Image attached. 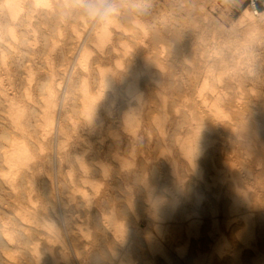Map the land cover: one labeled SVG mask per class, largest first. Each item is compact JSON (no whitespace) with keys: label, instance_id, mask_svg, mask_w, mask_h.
<instances>
[{"label":"rangeland","instance_id":"obj_1","mask_svg":"<svg viewBox=\"0 0 264 264\" xmlns=\"http://www.w3.org/2000/svg\"><path fill=\"white\" fill-rule=\"evenodd\" d=\"M21 1H23L24 7L26 6V8L27 7L28 8H27V10H26V8L24 10L23 4H22V7H23L22 11L24 10L25 14H24V12L21 13L19 11L20 13L18 12L15 17L18 20L19 19L24 20V22H26V23L24 24L22 22V26H21L22 29H21V27H18L21 30L20 29L18 30V28L15 25L14 26L16 28L13 25H10L12 27H8L7 28L8 30L6 29V31L4 30L2 33H0L1 36H2L1 38H3L2 42L5 44V45L1 44L2 46H0L1 49H2V50H0V51H2L1 52L2 55L0 54V60L2 58H4L5 60L7 59L6 63L9 62V64L5 63L6 66L1 65L3 68H5L4 70H3L2 67H0V74H1L0 79H2V82L0 81L1 82L0 83V87L3 88V90H1L2 92L5 89L4 92H7L6 94H8L9 98L12 97L11 99H12V102H13L14 106H18V104H19L20 108L25 107L26 114H28V113L30 114V111L28 110V108H31V109L34 108L35 111L37 110L36 112H34L33 117L31 116L32 114H30L29 122H31L32 125H31V123H28L27 129H26V125H25L26 123L23 122L24 119H20L19 121L21 123L23 122L20 126H22L23 128L17 126L19 128V130H18L17 127H14L15 130L13 129L11 134H12V137L14 136L13 140L15 138V140L13 141L14 145L15 144H19V143L22 144L23 141H24V143L26 145H27V143H30V144L27 145V147H29V145H31V144L33 145V146L29 147L30 153H32L33 151L36 152V153H32L31 154V155L35 154V156H33L31 161L29 159L28 162L31 163L32 160L34 161V159H35V161L37 163V162H39L41 160V165L40 166H42L41 167V172L42 171L43 172L42 173L40 172L41 174L39 173L40 174L39 178H42V179L44 178V179L43 180L39 179V178H38L39 180L37 179V182L35 184L36 190L33 192L32 197H31L30 200L28 199L27 194H24L23 192H20L21 190L19 192L17 191L19 193V195H18V193L14 192V194H15V197H14L13 193H9L7 191H2L0 189V200H3V201H0V208H1L0 209V222H6L7 223V228H6L7 232L5 231L4 233H10V234H12L11 236L14 235L13 238L14 237L16 238V235L19 234V232H16V231L20 230V227L18 225V219L20 218V215L22 216V214H24V213L27 214L28 210L33 208L34 206L37 207V208H40V213H41L40 215L42 216V219L43 218L45 219V221L43 219V221H44V223H43V221L41 219V221H42L41 222V226L38 229L39 233L36 235V237H38V240L36 241V250H37V252L33 251L32 249H30L33 252L31 251V253H29V250L27 248L24 249L23 246L20 243L18 244L16 242V239H13L14 241H9L8 243H5L6 245L3 244L1 246L3 248V249L1 248L3 256L5 255L4 259H3L4 260L3 261L4 264H18L19 262H21L19 264H28V263L29 264H33L32 260H33V262L35 264H38V263L39 264H48L49 262H51L49 264H71V263L72 264H86V263L87 264H109L111 262V260H112L111 264H145L148 260L151 259V257H150L151 255L155 256L157 259L161 260V255L158 254L157 250H154V249H157L156 247L154 248V245L156 246L155 242H157V241H158L157 243H159V242L161 243L162 248L166 252L168 251L167 252L168 254L169 253L170 254L173 253L171 255H172V259H173L174 262H181L182 261V262H185L186 264H195L194 263V259L198 255H203V259L206 262H208L209 264H214L215 253L214 252L210 253L209 250L212 248V246L214 244L213 242H215L216 240H219L218 230H216V226L220 227L221 231L224 233V236L228 240H230L231 243L240 244V240L236 236V233L240 232L242 229H244V226H243L244 225V219L242 220L241 213L242 214L246 213L244 211V210H246V208H244V206H246V204L237 203V205H236L237 208H235L234 211H231V212H230V209H229L230 208L229 206H231V205H229V204H231L233 202V199L235 200V198H237V195L240 192H244L245 194H247V193L250 194V195H248V197H249L250 200H252L253 197L251 196V193H252L253 190L251 191L250 189H253V186L256 184L255 181H254V178H255V176H259L260 179L262 178V172H261V170L258 167V163L255 161L256 159H253V158L256 157L255 156L256 153L254 154L255 151L253 149H252V151L250 150V152L246 149L247 145L245 143H246L247 138L243 137L244 136L243 133L242 134L240 133V135H239V132H241V128L240 127H241L242 123L239 120H237L235 115H234V112H237V113H240V114H242V112H243V116L245 117L244 121L248 122V121H251L252 119L259 118L260 117L259 115L264 114V22H263L264 18H260L257 13H254L252 11L251 6L249 5V0H130V1L128 0L129 2L127 0H119V1H116V0H97V1L96 0H90L92 3H94V2L98 3L97 5H102V2H103V4L110 3L114 7V9H116V11H114L112 13L113 16H115V19H114V17H112L113 20H112V18L110 19L111 15H112L111 14V15H109L110 16L109 19L107 17V19H106L107 21L105 19L101 20L98 16L90 17V16L86 15L84 9H85V6L87 4L91 3V2H88L89 0H80V1L76 0L79 3V7L81 9L79 7H78V9L76 7H70L71 11H70V9L68 7L67 8L63 7L64 9L66 8L67 11H65L64 9L63 10L60 9V8H62V6L59 7L57 5V7H56V1H58V0H44L43 2H40L41 5L39 3H37L36 5H33V4L30 5L28 0H21ZM25 1H27V4H26ZM54 1H55V4H54ZM49 2H50V5H48ZM119 2H122V3L125 2V4H127V2H128L129 4H127V5H124V4H121V3L120 4L122 6L124 5L125 7L128 6V5L129 6L127 7V9L125 7H123V9H122V8H120L121 5L119 4ZM151 3H153V4H151ZM38 4L41 7H39ZM118 4H119V6H117ZM130 5H132L134 8L130 7ZM29 6L32 7V11H33L32 13L30 12L31 15H30V13H28V15L26 14L27 12L31 11V9H30L31 7H29ZM53 6H55V7H53ZM262 6H263L262 10H264V2H263ZM34 7L36 9H37V7H39L38 8L39 10L38 9H37V11L34 10ZM41 8H48V9H50L52 11V13L56 12L58 14V12H59V14H58V16H57V14H53L54 15L53 16V15H50L51 12L47 13V12L43 11L47 15H49V16H47L40 10ZM52 8L53 9L55 8L54 9L55 11H53ZM157 8H160V9H157ZM163 9H165V11ZM171 9H172V11L170 12ZM177 9H180V10H177ZM244 9H246L247 12L253 14L252 15L254 17L253 24L255 23V26H257V27H255V29L254 28H248L246 24L240 23V21H238V17L242 14ZM81 10H83V11H81ZM184 10L187 11V12H185ZM35 11L39 12V13H36ZM124 11L125 12L127 11L128 13H130L129 17H131L130 18L131 20H132V16L133 15L134 16H136V15L138 16L139 15L140 16V17L138 16L139 17L138 18L139 19V23L138 22H133L132 28H130L131 25H130V27H127L126 24H128L127 23L128 21L124 22L125 21L124 20V17H125L124 15L127 16L128 13L127 12L125 13ZM136 11H138L140 14H137ZM146 11H147V13H146ZM40 12H42L44 15L42 13H40ZM161 12H163L165 15L163 13L161 14ZM258 12H259V10H258ZM121 13L123 15H121ZM132 13H133V15H132ZM32 14H33V16H32ZM34 14H35V16H34ZM38 14L39 15L41 14L40 16H42V15L43 16L40 17ZM83 14L85 16H82ZM20 15L24 16V17H22L23 19L20 17ZM67 15L70 18H67ZM29 16H31V18ZM50 16H52V17H50ZM122 16H123V18H121ZM151 16L153 18L155 17V19H153ZM163 16H164V18H163ZM173 16H175L177 19L179 17H181L179 19L182 20V21L178 20V22H177V19H175L176 20L175 22H177V25L180 26L181 30L184 31V33H182V31H181V34H180L181 37H184V38H188L187 37L188 33L185 32L187 30V28L191 27V25L193 26V24L190 25V23H192L191 21L192 20L195 21L194 23L198 22V23H196L194 25V27L198 31L197 34L200 35V36L202 35L201 36L202 39L199 40L200 42H198V39H196L197 42L194 41L191 44H189L190 46L189 45L188 46L191 47V48L195 47L197 49L196 57L198 55L201 56V59H200L201 64L205 65L206 63H209V65L213 66L214 70L217 69L216 70L217 72L214 71L216 75L220 71H223L222 74H221L222 79H224L223 82H222V84L224 86L223 91L224 92L228 91L226 93V97L228 99L226 98L224 100V102H223V108H224V111H225L224 115H222V116L220 115V118H219V116L218 117L214 116L215 118H210L207 114H205V117L208 116L207 117L208 119L204 118L205 119L204 120L205 121V123H204L205 125L202 126L200 131H201L202 137H204L203 139L205 141H207V139H208V141H211V140L212 141L211 142L207 141L206 142L207 144L204 145L203 148H202L203 149L202 153L199 154V155L194 156V158H195L194 160H196L197 163L199 162L197 164V167L192 165L193 163L190 160L188 162V158L186 157L185 149L181 148L182 146L185 147L184 146V142H189L192 139V137H194V135L192 134V132L190 133L191 129L188 128L189 125H187V124H185L183 122L184 119H182V120L178 119V118H180V119L182 118V116L180 117V114L182 115L181 112H182L183 109H185V107H184V105L182 103L183 101H181L182 99L180 100V98H179V97H182L181 96L180 86H179L180 85L179 81L181 80V77L183 75L189 74V72L188 73L186 72L185 68H187L188 65L186 66V64H189L190 59H188V58H184L183 59V58L179 57V54L175 53L176 50H174L175 51L174 52L173 49H172L173 47H171L170 45L169 46H164V47H157L156 49L159 50L160 53L158 51L156 53V50H154V49L145 50V51L142 50L141 52L137 51V50H134L135 49L134 48L135 42L139 41L142 38L141 33L143 32V30H142L143 29L142 28L143 24H145V27H147V29L146 28L145 29L148 32H151L150 30H152V29H156L157 31H161L162 30V26L165 23V21H166V24H167L168 23L167 21L170 20L171 17H172V19L175 18ZM191 16L194 17V18L196 17L195 18L196 20L194 18L191 20V18H192ZM56 17H58V18H56ZM60 17L63 18V20H61ZM89 17L91 19H89ZM182 17H184L185 19H183ZM198 17H201V18H198ZM25 18L27 20H25ZM120 18H121V20H119ZM134 18H136V17H134ZM202 18H203V20H202ZM256 18H257V20H256ZM28 19H30V21ZM80 19H81V21H80ZM98 19H100V20L98 21ZM64 20L66 21V23H65ZM88 20H89V22H88ZM109 20H110V22H109ZM115 20H117V21L115 22ZM162 20H165V21H163L164 22L163 24H162ZM51 21H52V23L53 22L55 23V26H56L57 30H55V26H54V24L51 23ZM60 21H63V22L61 23ZM86 21L88 22V24H87ZM101 21H103V23H101ZM104 21H105V23L108 22V24L106 23L107 24L106 25L104 23ZM111 22H113V25H112ZM114 22H115L116 25H117V22H119V24L116 27H114L115 26ZM120 22H121V24H123V26L120 24ZM140 22H141L142 25H140ZM183 22H185V23H183ZM48 23H50V24H48ZM70 24H72V26H73V28L75 30H73V28H71L72 26H70ZM135 24L136 25L139 24L141 27L138 28L139 25L136 27ZM166 24H165V26H166ZM24 25H26V27ZM104 25H106V26H104ZM109 25L110 26L112 25V27H114V28H111ZM167 25H169V23ZM118 26H120L122 28H120ZM124 26H125V28H124ZM128 26H129V24H128ZM158 26L160 27V29H159ZM183 26H184V28H183ZM149 27H150V29H149ZM11 28H13L14 32L12 31ZM59 28H60V30H59ZM103 28H104V30H103ZM51 29L53 30L54 33L51 31ZM81 29H83L84 31L83 30L81 31ZM109 29H111V30H109ZM120 29H123L124 32L121 31ZM9 30H11V32H13L15 34V35L13 34L15 39H14V37H12L13 35L10 37L11 33L8 32ZM108 30L110 32H112V33H110ZM140 30H142V31H140ZM250 30H251L252 33L250 32ZM21 31H22L23 35L20 33ZM55 31H57L59 33L55 32ZM71 31H73V32H71ZM101 31L102 32L104 31L103 34H105V32H106V34H105L106 36L108 35L106 40H104L106 36H102V32ZM115 31H117V32H115ZM152 31H154V30H152ZM32 32H33V35L31 34ZM47 32H50V35H48L49 33H47ZM69 32H70V34H69ZM120 32L123 33L121 36H119L120 34H118ZM7 33H9V34H7ZM185 33H186V36H184ZM132 34H133L134 37L132 36ZM136 34H138V36ZM24 35H26V36L24 37ZM67 35L70 36V37H68ZM81 35H82V37H81ZM117 35L119 37H117ZM32 36H34V37H32ZM51 36L53 38H51ZM76 36H77L78 40L77 39L74 40V38ZM78 36H79V38H78ZM110 36L112 38L114 36V38H113L114 40L111 39ZM130 36L133 37V38H131ZM63 37H65V38H63ZM115 37H117V38H115ZM176 37L178 38V41H177V38L174 37V39H173L170 36L171 40H173V41L176 40V42H174V44H176L177 42L180 43L184 39V38H180V36H177V35H176ZM66 38H67L68 41L66 40ZM68 38L69 39L72 38L74 43L76 42L75 44H77V50H76V52L74 54L70 53V46L73 45V44H70L72 39L69 40ZM11 39L14 40V41H12ZM26 39H28V40H26ZM29 39L30 40L32 39V40L30 41ZM80 39H81V41L79 42ZM131 39H132V41H131ZM135 39H137V40L135 41ZM51 40H53V41L50 42ZM99 40H101V43H102V41H104L105 43L103 42V44H101ZM120 40H122V41H120ZM20 41H22L21 44H20ZM36 41H38V42H36ZM73 41L71 43H73ZM86 41H87L88 45H85ZM94 41H97L98 43L94 42ZM17 43H18L19 46L17 45ZM197 43H198V46L196 47L195 45ZM199 43H201V44H199ZM193 44H194V46H193ZM224 44H225V46H224ZM22 45H24V46H22ZM25 45L26 46L28 45V46L26 47ZM83 45H85V46H83ZM120 45H122V46H120ZM128 45H129V47H127ZM201 45H202V47H201ZM218 45H220V46H218ZM63 47L66 49L65 51H67V53L63 50L64 49ZM67 47H69V48L67 49ZM125 47H127V48H125ZM168 47L169 48L171 47L170 51L172 53L174 52L177 57L175 55H171L172 53L169 52V48ZM56 48H57V50H56ZM58 48H59V50H58ZM85 48H87V49H85ZM166 48H168L167 49L168 51L166 50ZM9 49H12V50H9ZM39 49H41V50H39ZM83 49H84V51H83ZM111 49H114V50H111ZM128 49H130V50H128ZM174 49H177L176 46L174 47ZM103 50L104 51L106 50L105 51V53L107 52V54H105L106 56L104 55V53H103L104 51ZM110 50H111V52H110ZM123 50H125V51H123ZM55 51H58L57 52L58 54ZM59 51H62L63 53L59 55V53H61ZM152 51H154V52H152ZM95 52H97V53H95ZM132 52L133 53L135 52L134 53L135 55H133ZM165 52L167 54L169 52L170 55L169 54L167 55ZM199 52H200V54H199ZM214 52H216V53H214ZM64 53L66 54V56H68V58L65 56ZM82 53H83V56L79 55V54H82ZM86 53L89 54L90 56L87 55ZM141 53H143V54H141ZM151 53H152V55H151ZM164 53L166 54V56H165ZM69 54H71V55H69ZM123 54H124V56H123ZM139 54H141V55H139ZM209 54H210V56H209ZM62 55L66 59L64 57L62 59ZM120 55H121V57H120ZM143 55L146 56V57L142 58L141 56H143ZM31 56H33V57H31ZM42 56L45 57V58L47 56V58L45 59ZM50 56H52V57L50 58ZM79 56L81 58H79ZM98 56H99V58H98ZM122 56H123V58H122ZM133 56H137L138 59L136 57L134 58ZM147 56L149 58H152V59L147 58ZM155 56L157 57V60H155L156 59ZM163 56H165V58H167V60H165ZM171 56H174V57H172L171 60H170L169 57H171ZM88 57H90L91 59L88 58ZM101 58H104V59H101ZM120 58H121V60H120ZM140 58H142V59H140ZM173 58L176 61H174ZM178 58H181V63L178 62V61H180V59L178 60ZM26 59H27V61H26ZM64 59L66 61H64ZM113 59L116 62H114ZM163 59H164V61H163ZM186 59H187V63H186ZM206 59L208 61L205 62V64H204V61H206ZM221 59L223 60V62H220ZM45 60L48 61V62L50 61V62L48 63ZM91 60H93V61H91ZM106 60H108V61H106ZM168 60L170 61V63H169ZM166 61H167V63H165ZM14 62H16V63H14ZM63 62L64 63L66 62L67 66H64L65 64H61ZM173 62H174V64L176 63L175 65L178 66V67L176 66L177 68L175 66L174 67L172 66ZM55 63H56V66H55ZM116 63H118V64H116ZM149 63H152V64L149 65ZM220 63H222V64H220ZM0 64H2V63H0ZM96 64L98 65V67H100L99 69H98ZM142 64L144 66L146 64H148L146 66H149V67H145V69H144L146 71V73H147L145 75L146 76L145 79H147L146 81L144 79L145 76L144 75L142 76V73L145 74V72H143L144 70L142 69L144 67ZM181 64H185V66L183 65V67H182ZM219 64H220V67L218 66ZM27 65H28V67H27ZM57 65H59V67ZM78 65H79V67H78ZM163 65H164V67H163ZM203 65L200 68V71L204 69ZM46 66L47 67L51 66V67L50 68L48 67L49 69L45 70L47 68ZM60 66L61 67H63V66L66 67L67 68V72H66V68L62 69ZM92 66H94V67L92 68ZM107 66H109L110 68L107 67ZM167 66H168V68H167ZM42 67H43V69H42ZM54 67H55V69H53ZM114 67L115 68L117 67V70H115ZM136 67L138 69L140 68L139 71L142 70L141 73L139 72V75H138V71H137L138 69ZM6 68H8V69H6ZM29 68H30V70H28ZM107 68L109 69V71L112 72V74L115 75L117 73L118 77L120 76V74L122 72L123 75L120 76V77H122V78L124 77V81L121 82L122 85L121 84L119 85V90H121L124 86L126 87V85H128V83H131L133 81L132 72L136 73L139 76L138 79L141 80V77H143V79H144L143 81L139 80L140 83H143V84H141L142 87L140 86V89L142 88V90H140V93L142 92V94L147 97V101H146V104H145V106L147 108L146 107H145L146 109L144 108L145 111H143V112L145 114V117L143 118V121L141 123V127H140V129L137 130L138 133L136 132V134H134L135 132L132 131V129H134L133 121L130 120L129 115H133V113L138 111L137 95L136 94H132L133 92H130V95L133 96L132 97V96L128 95L129 94V92H128L127 95L130 98V99H128V96L125 94L126 91L124 89H122L121 92H119V94H118L119 96L117 97V99L120 100V101L118 102L117 99L116 100L113 99L112 95L114 93L112 94V91H113L112 88L108 87V86H103V85L101 86V84H99L100 75H101V72L99 70L103 71V69H106V71H108ZM133 68H134V70H133ZM50 69H51V71H50ZM59 69H62L64 71V73H63L62 70L60 71ZM182 69H184L185 71H183ZM250 69H251V71H250ZM82 70H83V72H82ZM168 70H169V72H166ZM175 70H177V71H175ZM8 71H9V73H8ZM30 71L32 73L31 75H30ZM52 71H54V72H52ZM147 71L148 72L150 71V74ZM6 72H7V74H6ZM59 72H60V74H59ZM161 72L163 73L162 76H161V74H162ZM12 73H14V74H12ZM165 73H166V75H165ZM136 74H134V75H136ZM38 75H40V76H38ZM124 75L127 76V77H125ZM140 75H141V77H140ZM149 75H151V78H150ZM168 75H169V77L170 76H172V77L169 78ZM4 76H5V78H4ZM6 76H7L8 79L6 78ZM72 76H73V78H72ZM131 76H132V79L130 78ZM148 76H149V78H147ZM177 76H179V77H177ZM159 77L161 78V80H159L160 79ZM36 78H38V79H36ZM83 78H84L85 81L83 80ZM174 78L175 79L177 78V80H178L177 83L179 85L174 81ZM30 79L33 80V81H31ZM39 79L41 81H39ZM89 79H91V80H89ZM214 79H216V77ZM214 79H212L210 81H213V83L215 82L214 84H215V86H217L216 84H218V83ZM170 80H173V81H170ZM7 81H9V82H7ZM43 81H44L45 85H44ZM147 81H149L148 82L149 84H151V83L152 84L151 85L147 84ZM162 81L165 82V83H163ZM40 82L43 83V86L41 85ZM88 82H89V84H88ZM29 83H30V85H29ZM125 83H127V84L125 85ZM167 83H169V85H170V83H172V84L169 86ZM48 84H50L51 88L49 87ZM166 85H168V87ZM40 86L42 87L41 88L42 90L39 89ZM172 86H173V88H172ZM177 86H179V87L177 88ZM96 87H97V89H96ZM100 87H102V88H100ZM150 87H151V89H150ZM106 88H107V90H106ZM160 88H161V90H160ZM170 88L173 89V90L171 91ZM177 89L180 90V92ZM145 90H147V91H145ZM162 90H164V91H162ZM52 91H53L54 94L52 93ZM101 91H102V95L104 96L103 98H102V95L100 93ZM122 91H124V92H122ZM39 92H40V94H39ZM97 92L100 93V94H98ZM166 92H167V94L169 93L168 94L169 98L167 97ZM173 92H175V93H173ZM68 93H69V95H68ZM84 93H86L89 96H91V95L94 96V97L98 96L99 98H100V95H101V98H100L101 100L99 98L97 99V100H100V101H98L99 103L101 102L99 104L100 108L98 110L101 120L97 119L98 122H97V120L95 118H88L85 115V113H84L85 112L84 108L81 107V110L79 111L80 108H78V107H80V106H77V105H81V102L84 103V102L88 101L84 97ZM156 93H158V95ZM170 93H171V95L173 93L175 96H173V95L171 96ZM27 94H30V99H29L30 102L27 101L28 98H29V96ZM46 94H47V96H46ZM121 94H123V98H122ZM64 95H66V96H64ZM81 95H82V97H81ZM108 95L109 96L111 95V99H110V97ZM192 96H193V94H192ZM47 97H51L52 98V100H53V104L52 105L53 106L46 107L45 104H46ZM108 97H109V99H107ZM170 97H171V99H170ZM64 98H65V103L63 105L62 103L64 101L63 100ZM177 98H179V99H177ZM103 99H105L104 103H103V101H104ZM121 99L123 101H121ZM56 100L59 101V102H57ZM68 100H69L70 104L68 103ZM108 100L109 101L112 100V102H113V100L115 101V102H113L114 107H113V105H110V102H109V106H108V103H107ZM164 100H165V102H164ZM169 100L171 101L170 103H168ZM173 100H175L174 102L176 104L173 103V105H172L171 103L173 102ZM124 101H126L125 102L126 104H130L132 101L133 102L130 105H126V104H124ZM178 101L181 102V103H178ZM207 101H209V102H207V104H209L211 102V98L209 97V99ZM112 102H111V104H112ZM117 102L120 103L121 106H119V104ZM73 104L74 105L77 104V105H75V107L78 110L74 107ZM165 104H166V107H165ZM169 104L172 105L173 107L177 106L178 109H179V107L181 108L179 110L177 108H175V110H174V108L172 106H170L174 111L178 112V114L177 113H174L175 115L173 114V110L168 107ZM44 105H45L46 108H48L47 110L53 111V109H54V111L56 112L55 113L53 111V115L54 116H53V119L51 121L46 116L47 110L44 107ZM66 105H67V107H66ZM101 105L102 106L105 105L104 107L106 108V111H104V108L101 107ZM1 106H3V105H1V103H0V109H3V107L1 108ZM63 106L68 111L67 110L64 111L65 109H62ZM110 106L112 107V115L114 117L110 113V111H111V107ZM125 106H127L128 108L125 107ZM43 107H44V109H43ZM121 108H123V109H121ZM74 109H76V111H74ZM165 109H166L167 112L164 111ZM169 109H171L170 113H168ZM150 110H151V112H150ZM159 112H161V113H159ZM59 113H60V115L64 114V116H60L59 117ZM83 113H84L85 117H83ZM114 113H116V114H114ZM258 113H259V115H258ZM107 114L110 115V116H108ZM154 114H157V115L158 114L159 115L162 114V116L160 115V117L163 118V120L160 119L159 117H157V115L155 116ZM66 115L67 116L70 115V116L67 118V117H65ZM124 115H125V119H124ZM169 115H171L173 118L171 116H169ZM225 115H227V116H225ZM174 116H176L177 120L174 118ZM223 116H224V118H223ZM164 117H165L166 120L164 119ZM171 118H172V120H170ZM34 119H35V121H34ZM86 120L87 121L90 120V121L87 122ZM91 121L92 122L94 121L95 123L93 122V124H95L96 126L93 125ZM171 121H172V123H171ZM33 122L35 123L34 128L32 127L33 126ZM124 122H125V125H124ZM126 122L128 124H126ZM146 122H147V124H146ZM163 122H165V125H164ZM167 122H169V123L167 124ZM174 122L175 123L177 122V123L173 125ZM88 123L91 124V125H89ZM97 124H98V126H97ZM167 125L168 126L170 125V127L167 128ZM172 125H173V127H172ZM108 126H110V127H108ZM131 126H132V128H131ZM163 126L166 127L167 129L164 128ZM57 127H58V129H57ZM72 127H74V128H72ZM104 127L106 128L107 131L105 130ZM186 128L189 129V130H187ZM34 129L37 130V131L35 132ZM72 129H73V131H72ZM90 129L91 130L94 129V130H92L93 132ZM164 129L166 131L168 130L169 133L165 132ZM170 129H173L174 131H172ZM233 129H234V131H233ZM62 130H64L65 133ZM26 131H28L29 133L26 132ZM95 131H96V133H95ZM14 132H16L15 135H14ZM146 132H147V134H146ZM186 132H188V133H186ZM213 132H215V133H213ZM104 133H106V134H104ZM29 134H31V135H29ZM37 134H38V136H37ZM43 134H45V135H43ZM114 134H116V135H114ZM158 134H160V135H158ZM186 134H187V136H190V134L193 135V136H190L189 137L190 139L186 138L185 141H182L185 137H187ZM39 135H40V137H39ZM41 135H43V136H41ZM83 135H85V136H83ZM112 135H113V137H112ZM23 136H25V137H23ZM172 136H173V138H172ZM205 137H208V138L205 139ZM240 137H243V138H240ZM209 138H211V139H209ZM128 140L130 141V143H129ZM31 141H33V143ZM40 141L42 143H40ZM110 141H112V143ZM155 141H157V142H155ZM178 141L181 142L180 143L181 145L179 144ZM66 142H68V143H66ZM126 142H128V143H126ZM154 142H155V144H154ZM43 143H45V144H43ZM76 143L79 144V145H77ZM209 143H211V144H209ZM61 144H62V146H60ZM164 144H166V145H164ZM227 144H230V145H227ZM65 145H66V147L64 148ZM108 145H110V146H108ZM43 146H46V147H44L45 149L43 148ZM205 146H206V148H205ZM39 147H41L43 150L41 148H39ZM248 147H250V146H248ZM251 147H252V145H251ZM84 148H87V149H84ZM232 148H235V149L237 148L238 150L237 149L235 150V149H232ZM6 149H7L6 147L0 148V156L2 154H4V156H6V155L11 154L10 152H13V150H11V147L9 145H8V150H6ZM61 149H62V151H61ZM63 149H64V151H63ZM181 149H182V151H180ZM2 150H3V153H1ZM245 150H247V151L245 152ZM151 151H152V153L154 155L151 153ZM175 151H177V153ZM206 151H208V152L210 151L209 152L210 155L208 154L209 157L207 156L206 153H208V152H206ZM231 151H233V152L236 151V153H233ZM15 152H16V150H15ZM182 152L185 153V154H183ZM64 153H66V154H64ZM138 153H140V154H138ZM155 153H157V154H155ZM248 153H250V154L248 155ZM76 154H78V155H76ZM88 154L91 157H94L95 160H94V158L89 157ZM96 154H98V155H96ZM251 154H252V156H251ZM61 155H63V156H61ZM74 155H75V157H78V156L79 157L75 158ZM92 155H94V156H92ZM60 156L62 158H65V159H62ZM253 156H255V157H253ZM39 157L42 158V159H40ZM116 157H117V159H116ZM131 157H132V159H131ZM137 157H139L140 159L137 158ZM239 157H240V159H239ZM37 158L39 159V161H37ZM1 159H2V156L0 157V161H1ZM66 159H68V160H66ZM161 159H163L162 160L163 162L165 160H167V161H165L163 163L161 161ZM202 159H203V161H202ZM204 159H205L206 162L204 161ZM93 160L95 161V163H94ZM141 160H143V161L141 162ZM184 160H185V162H184ZM210 160H211V162H210ZM67 161H68V165H67ZM91 161H93V162H91ZM44 162H46V164H44ZM69 162H71V163H69ZM82 162H84L83 165L85 166V168L82 165ZM166 162H167L168 165L165 164ZM174 162L176 164H174ZM229 162H232L234 164L233 167H232V174L235 177L232 180L230 178V173L231 172L227 168V163H229ZM56 163H58V164H56ZM89 163H90V165H88ZM98 163H99V165H98ZM134 163H135V165H134ZM188 163H190V164H188ZM245 163H247L248 166ZM59 164H61V165L63 164L65 167L63 165H62L63 166L62 167ZM172 164H174V165H172ZM0 165H1L0 166V175H1L0 178L2 177L3 179L2 178L1 179L4 180L5 176H6L4 174H6L5 172H8V167H7L8 165L3 160H2V163L0 162ZM36 165H39V164H36ZM122 165H124V166H122ZM165 165H166V167H165ZM204 165H205V167H204ZM243 165L244 166L246 165L245 166L246 169L250 168L251 170L249 169L250 170L249 172L244 171L245 168L242 170V168H243L242 166ZM21 166L25 167L24 165H21ZM97 166H100V167H97ZM137 166H139V167H137ZM152 166H155V170H154V168ZM167 166H169V167H167ZM1 167H3L4 169H2ZM92 167H94V168L97 167V169H96L97 171L94 169L95 172H92L93 171ZM140 167H141V169H140ZM162 167H164V168H162ZM189 167H192L191 168L192 170ZM58 168H59L60 171H57ZM143 168H144V170H143ZM187 168H188L189 171L187 170ZM193 168H196V170L193 169ZM83 169H84V171H83ZM90 169H92V170H90ZM135 169H137V170H135ZM99 170H101L102 174H101V172ZM138 170H140L141 173ZM153 170L156 171V173ZM161 170H163V171H161ZM98 171H99V173H98ZM61 172L62 173L64 172V173L62 174ZM158 172L160 174H157ZM174 172H175V174H173ZM67 173L69 175H71V177L69 176L70 178L68 177ZM151 173H153V176H152ZM187 173L190 174V175H188ZM8 174L9 173H7V175ZM111 174H113V175H111ZM51 175H53V176H51ZM63 175H65V176H63ZM125 175H126V177H125ZM141 175H142V177H141ZM93 176H94V178H93ZM101 176H102L103 179L101 178ZM188 176H189V178H188ZM191 176H192V178H191ZM37 177H38V175H37ZM137 177L140 180H137ZM145 177H147V178H145ZM151 177L152 178L155 177V178L152 179ZM98 178H100V179H98ZM156 178H158L157 181H155ZM132 179L134 181H132ZM148 179H150V180H148ZM61 180H63L64 183ZM106 180H107V182L109 184L106 182ZM115 180H116V182H115ZM135 180H137V181H135ZM175 180H177V181H175ZM39 181L42 182V183H40ZM58 181H59L60 185H59ZM60 181L62 182L63 185L67 186L70 189H68L67 187L65 189V186H63ZM77 181H78V183H76ZM153 181H154V183H153ZM191 181H192V183H191ZM0 183H1V180H0ZM150 183H153V184H150ZM161 183H163V184H161ZM81 184H83V185H81ZM116 184H118V185H116ZM137 184H139V185H137ZM174 184H176L177 186L174 185ZM43 185L47 188V191H49V192L51 191V193L54 192L52 195L55 194V196L52 197L51 194H50V196L48 195V196H46L44 198V196H42V190H41L44 187ZM74 185L77 186V187H75ZM112 185L114 187H112ZM151 185H152V187H151ZM78 186H80V188ZM107 186H108V188H107ZM139 186H140V188H139ZM180 186L181 187L183 186V187L180 188ZM193 186H195V187H193ZM225 186H227V187H225ZM84 187H86V188H84ZM134 187H136V189ZM146 188H147V190H146ZM191 188L192 189L195 188V189L192 190ZM137 189L139 190V193H138ZM103 190H105L106 192L103 191ZM187 190L190 191V192H188ZM78 191H80V192H78ZM135 191H136V193H135ZM145 191H147V192H145ZM224 191L227 194H225ZM118 192L120 194H118ZM149 192H151V193H149ZM152 192H155V194H153ZM209 192L211 193V195L209 194ZM103 193L106 195V197H105V195ZM174 193L176 195H174ZM205 193H207V194H205ZM208 194H209V196L207 197ZM40 195H41V197H40ZM178 195H180V196H178ZM188 195H190V196H188ZM222 195H224L226 199H224ZM21 196L23 198H21ZM141 196H143V197H141ZM183 196H184L185 199L183 198ZM185 196H187V198H189V203L187 205H190V206H186V208H185L187 210L186 211L187 212L186 216L183 219H181L180 218L181 217L180 216V212H179L180 209H181L180 207L182 206L181 203L185 202V200L188 201ZM11 197L13 198V200H12ZM42 197H43V199H42ZM170 197H171V199H170ZM33 198L36 199L37 201L33 200ZM62 198H63V200H62ZM114 198H116V199L113 202L112 199H114ZM193 198H195V199H193ZM197 198H200V199H197ZM214 198L216 200L214 203H216L218 201L217 202L218 205L220 204L221 206L220 205H219L220 207L217 206L216 212L212 214L213 216L217 215V216L214 217V220H213V218H212L213 216L211 217V215H209L210 212H207L206 207H204L205 206L204 200L206 201L207 199H209V200L214 201L213 200ZM7 199H9L11 202H14V203L9 202ZM109 199H111V200H109ZM263 199H264V197H263ZM139 200L141 202H139ZM145 200H146V202H145ZM150 200H152V201H150ZM169 200H171V202ZM176 200H177V202H176ZM181 200H182V202H181ZM193 200H194V202H193ZM228 200H229V202H228ZM149 201H150V203H149ZM252 201H254V199ZM252 201H250V202H252ZM16 202H18V203H16ZM15 203H16V205H15ZM54 203H55V205H54ZM63 203H64V205H61ZM88 203H91V204H88ZM123 203H124V206H122ZM167 203L170 204V205L167 206ZM38 204L41 205V206H39ZM93 204H95V206ZM164 204L166 205V207H168L167 209L170 208V210H168L169 212L167 211V209L164 206ZM26 205H27V207H26ZM42 205H43V207H42ZM44 205H46V206H44ZM53 205L55 206L54 208H53ZM199 205H201V206H199ZM10 206H11V208H9ZM238 206H240V207H238ZM19 207L20 208L22 207V209H20ZM44 207H45V209H44ZM121 207H122V209H120ZM123 207L126 210L123 209ZM132 207H133V209H132ZM177 207L179 208V210H178ZM187 207H188V209H187ZM23 208L24 209L25 208L26 209L29 208V209L23 211L24 210ZM141 208H142V210H145V211H141ZM154 208H157V209H155L156 211H154ZM117 209H119L118 212L122 210V211H124V213H122V212L118 213ZM159 209H161V210H159ZM1 210H3L4 212L1 211ZM71 210H72V212H71ZM19 211H23V212H19ZM77 211L79 213H81V214H79ZM129 211H130V214L128 213ZM139 211H141V213ZM160 211L161 212L164 211L165 213L168 212L167 213L168 216L164 212L161 213ZM115 212H117V214ZM126 212H127V215L129 214L130 218L125 214ZM19 213H21V214L19 215ZM139 213H140V215H138ZM155 213L158 214V215H156ZM238 213H239V215H238ZM47 214H49L50 218L47 217ZM114 214H115L116 217H114ZM154 214H155V216H154ZM119 215H120V217H119ZM160 215H162V216H160ZM17 216H19V218H15ZM52 217H53V219H52ZM110 217H111V220H109ZM118 217H119L118 221H120L119 222L120 226H122V224L125 223V225H123L122 227H120L118 225V221H116V219ZM124 217H125V219H124ZM58 218H59V220H58ZM113 218H115V219L112 220ZM215 218H217V220ZM47 219L51 221V223L49 221L50 224L48 223ZM106 219H107V221H106ZM148 219L150 220V222H149ZM179 219L181 221H179ZM187 219H189V221L191 222V226L189 227L191 232L189 233L190 236L188 235V237L184 236L185 229H184V226H183L186 223ZM11 221H13V222H11ZM104 221H106V222H104ZM171 221H172V223H171ZM193 221L194 222L197 221V222H199V224L197 222L194 223ZM213 221H214V223H213ZM90 222H92V223H90ZM107 222L108 223L110 222V224H108V226L110 225L109 229H110L111 233H109L110 231L108 230ZM177 222H178V225H177ZM55 223L57 225H55ZM165 223L166 224L168 223L169 225L168 224L166 225ZM85 224H87V225H85ZM90 224H92L93 226L90 225ZM104 224H106L105 226L107 227V229H104L105 227H102ZM115 224H116V226H118L121 229H119L118 227H117L118 229L116 228L117 230L113 229V227H111V226H115ZM49 225H51L52 228H50ZM213 225H215V226H213ZM230 225L235 226L234 230H231L230 227H232V226H230ZM14 226H15L16 229H14ZM71 226H73V227H71ZM84 226H86V228ZM91 227L92 228L94 227V228L92 229ZM137 227H138V229H137ZM171 227H172V229H171ZM192 227H193V229H192ZM212 227H214V228H212ZM53 228H55V229H53ZM203 228H205V229H203ZM256 228L259 229V230L256 229L257 230L256 232H258V234L256 233L257 234L256 236H258L259 233L261 234L258 237H256V239L258 238L257 241H260L261 243L260 242L259 243L262 244V242L264 241L263 240L264 239V231H261V230L262 229L264 230V225L263 226H260V225L258 226V224H257ZM79 229H81V230H79ZM179 229H180V231H176L175 232V230H179ZM213 229H215L217 232L214 231ZM11 230H13L12 233L10 232ZM118 230L119 231L122 230V231L119 232ZM128 230L130 232H128ZM49 231H51V232H49ZM85 231H86V233H85ZM116 231H118L119 233L118 232L115 233ZM173 231H174V233H173ZM160 232H163V235ZM72 233H74V235L76 237H73L74 235ZM41 234H42V236H41ZM127 234H128V236H127ZM122 235H124L126 237H124ZM140 235H142L143 237L142 236L140 237ZM79 236L82 239L79 238ZM92 236H95V237H92ZM120 236H122V238ZM78 238H79V240H78ZM118 238L119 239L121 238L122 241H120ZM142 238H144V240ZM45 239H47V240H45ZM57 239H58V241H57ZM170 239H171V241H170ZM71 240L73 241V243H72ZM74 240H75V243H74ZM47 241L49 243H51V245ZM134 241H135V243H134ZM149 242L152 243V244H150ZM42 243H44V245ZM41 244H42V246H41ZM128 244H130V245H128ZM108 245H109V249H108ZM150 245H151V247H150ZM263 245L261 246L262 248L264 247ZM52 246L54 248H52ZM142 246L144 248H142ZM4 247H5V249H4ZM133 248L134 249L137 248V249L133 250ZM152 248H153L154 252L152 251ZM102 250H105V251H102ZM136 250H137V252H136ZM170 250H172V251L170 252ZM4 251H6V252H4ZM26 251H28V254H27ZM35 252H36V255L38 254L37 256L34 255V254L32 255V253H35ZM67 252H68L69 255L67 254ZM142 252H144V253H142ZM182 252H183V256L180 257V253H182ZM104 254H105V256H104ZM26 255H27V257H26ZM29 255H31L33 259ZM224 255L228 256L230 254L227 253V255H226L224 253ZM91 256L93 257V259H92ZM128 257H129V259H128ZM19 258H21V259H19ZM27 258H28V260H27ZM104 258L106 260H104ZM249 259H251V258L247 259L248 262L250 261ZM70 261H71V263H70ZM79 261H81V262H79ZM226 261H227V263H225ZM226 261H224L223 264H230L231 263L230 259H227ZM245 261L243 263H245ZM247 261H246V263H247ZM3 262H1V263H3ZM161 262L162 261H160V263L157 262L156 264H162Z\"/></svg>","mask_w":264,"mask_h":264},{"label":"bare ground","instance_id":"obj_2","mask_svg":"<svg viewBox=\"0 0 264 264\" xmlns=\"http://www.w3.org/2000/svg\"><path fill=\"white\" fill-rule=\"evenodd\" d=\"M29 1V3H30V5L31 4H33V5H36L37 3H39L40 4V2H43L44 0H28ZM80 1V0H79ZM97 1V0H96ZM116 1H119V0H116ZM128 1V0H127ZM130 1V0H129ZM128 1V2H129ZM26 2V4H27V1H25ZM58 2V3H57ZM88 2H91L90 0L88 1ZM127 2V4H129ZM53 3V2H52ZM85 3V2H84ZM92 3V2H91ZM95 3V2H94ZM113 3V2H112ZM124 4V5H127V4H125V2H119V4ZM133 3V2H132ZM136 3V2H135ZM22 4H23V1H21V0H0V33H2L4 30L6 31V29L8 28V27H12V26H10V25H15L17 28L18 27H21L22 26V22L25 24L26 22H24V20H21V19H17L15 16H16V14L20 11L21 13H23L24 12V10H25V8H26V6L24 7V4H23V7H24V10L22 11ZM38 4V5H39ZM54 4H55V1H54ZM96 4H98V3H96ZM102 4H103V2H102ZM119 4L117 5V6H119ZM120 4V5H121ZM131 4V3H130ZM151 4H153V3H151ZM164 4V3H163ZM29 5V4H28ZM41 5V4H40ZM39 5V7H41ZM48 5H50V2H49V4ZM52 5V4H51ZM57 5L59 6V7H61L62 6V8H60V9H64L63 7H68L69 9H70V7H76L77 9H78V7H79V3L76 1V0H58V1H56V7H57ZM120 6V8H122L123 9V7H125V6ZM179 5V4H178ZM129 6V5H128ZM128 6H126L125 8L127 9V7ZM152 6V5H151ZM154 6V5H153ZM29 7H31V6H29ZM39 7H37V9L39 8ZM46 7V6H45ZM52 7V6H51ZM53 7H55V6H53ZM130 7H133L132 5H130ZM165 7V6H164ZM28 8V7H27ZM27 8H26V10H27ZM66 8L64 9L65 11H67L66 10ZM80 8V7H79ZM116 8V7H115ZM134 8V7H133ZM140 8V7H139ZM167 8V7H166ZM181 8V7H180ZM31 9V11H29V12H27L26 14L28 15V13H32L33 11H32V7L30 8ZM37 9L34 7V10H36L37 11ZM55 9V8H54ZM53 8H52V10L53 11H55ZM81 9V8H80ZM145 9V8H144ZM157 9H160V8H157ZM184 9V8H183ZM39 10V9H38ZM42 12L43 11H45V12H51L52 13V11L50 10V9H48V8H41L40 9ZM76 10V9H75ZM118 10V9H117ZM125 10V9H124ZM135 10V9H134ZM143 10V9H142ZM164 11H165V9H163ZM177 10H180V9H177ZM35 11V12H36ZM70 11H71V9H70ZM80 11V10H79ZM81 11H83V10H81ZM115 11H116V9H115ZM152 11V10H151ZM161 11V10H160ZM172 11V9L170 10V12ZM185 11V10H184ZM19 12V13H20ZM34 12V13H35ZM42 12H40V13H42ZM45 12H43L45 15H47ZM125 12V11H124ZM127 12V11H126ZM125 12V13H126ZM137 12V14H140L138 11H136ZM168 12V11H167ZM180 12V11H179ZM185 12H187V11H185ZM31 13H30V15H31ZM36 13H39V12H36ZM42 13V14H43ZM50 13V15H53V14H57L56 12L54 13H52L51 14ZM62 13V12H61ZM64 13V12H63ZM66 13V12H65ZM70 13V12H69ZM82 13V12H81ZM117 13V12H116ZM128 13V12H127ZM146 13H147V11H146ZM163 12H161V14H162ZM191 13V12H190ZM24 14H25V12H24ZM43 14V15H44ZM58 14H59V12H58ZM58 14H57V16H58ZM153 14V13H152ZM160 14V13H159ZM164 14V13H163ZM192 14V13H191ZM257 14H258V16L260 17V18H264V10H261V11H257ZM23 15V14H22ZM37 15V14H36ZM39 15V14H38ZM41 15V14H40ZM39 15V16H40ZM42 15V16H43ZM69 15V14H68ZM68 15H67V18H70V17H68ZM121 15H123L122 13H121ZM120 15V16H121ZM129 15H130V13H128V15L126 16V15H124L125 17H124V22H127L128 24H129V26H128V24H126L127 25V27H130V25H131V27L130 28H132V25H133V22H138L139 23V17L136 15V16H134L133 15V13H132V15L134 16V17H136V18H134L133 16H132V20L130 19L131 17H129ZM156 15V14H155ZM165 15V14H164ZM175 15V14H174ZM189 15V14H188ZM194 15V14H193ZM199 15V14H198ZM253 14H251V13H249V12H247V10L246 9H244L243 10V12H242V14L238 17V21H240V23H243V24H246L247 25V27L248 28H254L255 29V27H257V26H255V23L253 24V21H254V17L252 16ZM32 16H33V14H32ZM34 16H35V14H34ZM42 16H40V17H42ZM47 16H49V15H47ZM54 16V15H53ZM56 16V15H55ZM76 16V15H75ZM82 16H85L84 14L82 15ZM153 16V15H152ZM151 16V17H152ZM195 16V15H194ZM16 19H15V18ZM19 17V16H18ZM20 17L22 18V17H24V16H21L20 15ZM19 17V18H20ZM26 17V16H25ZM30 18H31V16H29ZM37 17V16H36ZM50 17H52V16H50ZM65 17V16H64ZM73 17V16H72ZM71 17V18H72ZM109 17L110 16H108V19H109ZM112 17H114V19H115V16H113V14L111 15V17H110V19L112 18ZM150 17V18H151ZM166 17V16H165ZM173 17H175V16H173ZM189 17V16H188ZM192 17V16H191ZM56 18H58V17H56ZM87 18V17H86ZM121 18H123V16L121 17ZM121 18L119 19V20H121ZM144 18V17H143ZM147 18V17H146ZM153 18V17H152ZM162 18V17H161ZM163 18H164V16H163ZM179 18H181V17H179ZM177 19L176 17L174 18V19H172V17H171V19L170 20H168L167 22L169 23V25H167L166 24V21L165 20H162V24L164 23L163 21H165V23L163 24V26H162V30L161 31H157L156 29H152V30H154V31H152V30H150L151 32H148L146 29H147V27H145V24H141V22H140V25H142V30H143V34L141 33V35H142V38L139 40V41H137V42H135L137 39H135V46H134V50H137V51H142V50H152V49H154V50H156V53H157V51L159 52V50H157L156 48L157 47H164V46H171V47H173L172 49H173V51L174 50H176V52L175 53H177V54H179V57H181V58H188V59H190V62H189V64H186V66H187V68H185V70H186V72L188 73L189 72V74H185V75H181L180 77H181V80L179 81V84L177 83V78L175 79L174 78V81L180 86V90H181V96L182 97H179L180 98V100L181 101H183L182 103H183V105H184V107H185V109H183L182 110V115L180 114V117L182 116V118L180 119V118H178L179 120H182V119H184V123L185 124H187V125H189V129H191V131H190V133L192 132V134L194 135V137H192V139L189 141V142H184V146L185 147H181V148H184L185 149V153H186V157L188 158V162H189V160L193 163H191L192 165H194V166H196L197 167V164L199 163H197L196 162V160H194L195 158H194V156H196V155H199V154H201L202 153V148H203V146L204 145H206L207 143V141H208V139H207V141H205L203 138L204 137H202V134H201V128H202V126H204L205 124V119L204 118H207L208 116L210 117V118H215V117H218L219 116V118H220V115L222 116V115H224V113H225V111H224V108H223V102H224V100L227 98L226 97V93L228 92H224L223 91V88H224V86H223V84H222V82H223V80L224 79H222V77H221V74H222V72L223 71H220L217 75L215 74V72L214 71H216V70H214L213 69V66L212 65H209V63H206L205 64V62H207L208 60L206 59V61H204V64L205 65H203V64H201V62H200V59H201V56H197L196 57V53H197V49L194 47H189L190 45L189 44H191L192 42H194V41H196V39H198V42H200L199 40H201L202 39V35L200 36V35H198L197 34V30H196V28L194 27V25L196 24V23H198V22H196V23H194L195 21H193L192 19L194 18V17H192L191 18V22L192 23H190V25L191 24H193V26L191 25V27H189V28H187V30L185 31V32H187L188 33V35H187V37L188 38H184V37H181V31H182V33H184V31L183 30H181V28H180V26H178L177 25V22H178V20H180V19ZM183 19H185L184 17H182ZM196 18V17H195ZM194 18V19H195ZM198 18H201V17H198ZM23 19V18H22ZM60 19L61 20H63V18H61L60 17ZM89 19H91L90 17H89ZM107 19V18H106ZM105 19V20H106ZM145 19V18H144ZM153 19H155V17L153 18ZM160 19V18H159ZM175 19H177V22H175L176 20ZM25 20H27L26 18H25ZM29 21H30V19H28ZM37 20V19H36ZM58 20V19H57ZM73 20V19H72ZM86 20V19H85ZM100 19H98V21H99ZM112 20H113V18H112ZM118 20V21H119ZM142 20V19H141ZM150 20V19H149ZM174 20V21H173ZM196 20V19H195ZM202 20H203V18H202ZM256 20H257V18H256ZM260 20V19H259ZM59 21V20H58ZM65 21V20H64ZM80 21H81V19H80ZM97 21V22H98ZM107 21V20H106ZM117 20H115V22H116ZM123 21V20H122ZM180 21H182V20H180ZM61 23L63 22V21H60ZM84 22V21H83ZM87 22V21H86ZM88 22H89V20H88ZM88 22H87V24H88ZM91 22V21H90ZM109 22H110V20H109ZM115 22H114V24H115ZM123 22V23H124ZM155 22V21H154ZM186 22V21H185ZM185 22H183V23H185ZM263 22H264V20H263ZM40 23V22H39ZM51 23H52V21H51ZM65 23H66V21H65ZM101 23H103V21H101ZM104 23H105V21H104ZM107 24H108V22H106ZM105 23V24H106ZM112 23V25H113V22H111ZM143 23V22H142ZM160 23V22H159ZM257 23V22H256ZM28 24V23H27ZM26 24V25H27ZM48 24H50V23H48ZM52 24H54V26H55V23L53 22ZM100 24V23H99ZM106 24V25H107ZM119 24V22H117V25ZM120 24H121V22H120ZM137 24V23H136ZM135 24V25H136ZM156 24V23H155ZM165 24H166V26H165ZM182 24V23H181ZM26 25H24L25 27H26ZM30 25V24H29ZM66 25V24H65ZM69 25V24H68ZM82 25V24H81ZM103 25V24H102ZM106 25H104V26H106ZM112 25L110 26L111 28H114V27H116L117 25L115 24V26L114 27H112ZM122 26H123V24H121ZM139 25V24H138ZM138 25H136V27L138 26ZM138 26V28H140L141 26ZM199 25V24H198ZM14 26V27H15ZM40 26V25H39ZM50 26V25H49ZM53 26V25H52ZM51 26V27H52ZM53 26V27H54ZM70 26H72V24H70ZM84 26V25H83ZM82 26V27H83ZM86 26V25H85ZM88 26V25H87ZM148 26V25H147ZM157 26V25H156ZM15 27V28H16ZM28 27V26H27ZM79 27V26H78ZM77 27V28H78ZM118 27H120V26H118ZM135 27V26H134ZM159 27V26H158ZM14 28V29H15ZM68 28V27H67ZM70 28V27H69ZM71 28H73V26L71 27ZM86 28V27H85ZM120 28H122V27H120ZM124 28H125V26H124ZM146 28V29H145ZM152 28V27H151ZM183 28H184V26H183ZM10 29V28H9ZM12 29V31L14 32V30H13V28H11ZM20 28H18V30H19ZM21 29H22V27H21ZM20 29V30H21ZM39 29V28H38ZM54 29V28H53ZM84 29V28H83ZM83 29H81V31L83 30ZM116 29V28H115ZM134 29V28H133ZM149 29H150V27H149ZM159 29H160V27H159ZM158 29V30H159ZM8 30V29H7ZM16 30V29H15ZM55 30H57L56 29V26H55ZM59 30H60V28H59ZM62 30V29H61ZM73 30H75L74 28H73ZM85 30V29H84ZM83 30V31H84ZM97 30V29H96ZM103 30H104V28H103ZM109 30H111V29H109ZM108 30V31H109ZM114 30V29H113ZM112 30V31H113ZM117 30V29H116ZM121 31H123L124 32V30L123 29H120ZM142 30H140V31H142ZM156 30V31H155ZM33 31V30H32ZM36 31V30H35ZM46 31V30H45ZM48 31V30H47ZM51 31L53 32V30L51 29ZM68 31V30H67ZM79 31V30H78ZM119 31V30H118ZM9 33H11V35H10V37L14 34L13 32H11V30H9L8 31ZM17 32V31H16ZM55 32H57V31H55ZM71 32H73V31H71ZM80 32V31H79ZM102 32V31H101ZM104 32V31H103ZM103 32H102V36H106L105 34H106V32H105V34H103ZM110 32V31H109ZM114 32V31H113ZM115 32H117V31H115ZM126 32V31H125ZM250 32H251V30H250ZM9 33H7V34H9ZM21 34H22V31L20 32ZM47 33H49L48 35H50V32H47ZM54 33V32H53ZM57 33H59V32H57ZM63 33V32H62ZM85 33V32H84ZM110 33H112V32H110ZM131 33V32H130ZM252 33V32H251ZM32 35H33V32L31 33ZM52 34V33H51ZM69 34H70V32H69ZM98 34V33H97ZM118 34H120L119 36H121L123 33H118ZM177 36H180V38H184L180 43L179 42H177L176 44H174V42H176V40L175 41H173V40H171V38H170V36L174 39V37L175 38H177L176 37V35ZM250 34V33H249ZM15 35V34H14ZM14 35L12 36V37H14ZM23 35V34H22ZM21 35V36H22ZM28 35V34H27ZM60 35V34H59ZM83 35V34H82ZM82 35H81V37H82ZM95 35V34H94ZM113 35V34H112ZM111 35V36H112ZM125 35V34H124ZM123 35V36H124ZM131 35V34H130ZM137 36H138V34H136ZM175 35V36H174ZM253 35V34H252ZM26 35H24V37H25ZM38 36V35H37ZM41 36V35H40ZM62 36V35H61ZM64 36V35H63ZM68 36V35H67ZM98 36V35H97ZM108 36V35H107ZM107 36L105 37V39L104 40H106V38H107ZM110 36V37H111ZM118 35H117V37H119ZM132 36H133V34H132ZM174 36V37H173ZM183 36V35H182ZM184 36H186V33H185V35ZM213 36V35H212ZM254 36V35H253ZM2 36H1V34H0V46H2L4 43L2 42V39L3 38H1ZM23 37V36H22ZM32 37H34V36H32ZM49 37V36H48ZM58 37V36H57ZM68 37H70V36H68ZM117 37H115V38H117ZM125 37V36H124ZM129 37V36H128ZM131 37V36H130ZM134 37V36H133ZM133 37H131V38H133ZM17 38V37H16ZM27 38V37H26ZM51 38H53L52 36H51ZM63 38H65V37H63ZM74 38V37H73ZM78 38H79V36H78ZM109 38V37H108ZM113 38H114V36H113ZM112 37H111V39H113ZM126 38V37H125ZM170 38V39H169ZM179 38V39H180ZM216 38V37H215ZM14 39H15V37H14ZM34 39V38H33ZM60 39V38H59ZM69 39V38H68ZM72 38H70L69 40H71ZM75 39H77V36L74 38V40ZM88 39V38H87ZM206 39V38H205ZM214 39V38H213ZM12 40V39H11ZM26 40H28V39H26ZM30 40V39H29ZM32 40V39H31ZM30 40V41H31ZM38 40V39H37ZM54 40V39H53ZM53 40H51L50 42H52ZM66 40H67V38H66ZM78 40V39H77ZM76 40V41H77ZM94 40V39H93ZM114 40V39H113ZM112 40V41H113ZM212 40V39H211ZM12 41H14V40H12ZM17 41V40H16ZM62 41V40H61ZM68 41V40H67ZM73 41V39L71 40V42ZM81 41V39L79 40V42ZM98 41V40H97ZM97 41H94V42H97ZM100 41V43H101V40H99ZM111 41V40H110ZM109 41V42H110ZM120 41H122V40H120ZM125 41V40H124ZM123 41V42H124ZM131 41H132V39H131ZM177 41H178V38H177ZM217 41V40H216ZM220 41V40H219ZM218 41V42H219ZM5 42V41H4ZM8 42V41H7ZM6 42V43H7ZM19 42V41H18ZM21 42L22 41H20V44H21ZM36 42H38V41H36ZM35 42V43H36ZM70 42V41H69ZM70 42V44H73V45H71L70 46V53L71 54H74L75 52H76V50H77V44H75L74 43V41H73V43H71ZM103 42L104 41H102V43L101 44H103ZM197 42V41H196ZM209 42V41H208ZM221 42V41H220ZM11 43V42H10ZM24 43V42H23ZM78 43V42H77ZM86 44L85 45H88L87 44V41L85 42ZM98 43V42H97ZM105 43V42H104ZM116 43V42H115ZM126 43V42H125ZM203 43V42H202ZM212 43V42H211ZM222 43V42H221ZM2 44V45H1ZM29 44V43H28ZM62 44V43H61ZM113 44V43H112ZM111 44V45H112ZM174 44V45H173ZM199 44H201V43H199ZM5 45V44H4ZM17 45H18V43H17ZM54 45V44H53ZM52 45V46H53ZM56 45V44H55ZM85 45H83V46H85ZM96 45V44H95ZM100 45V44H99ZM110 45V44H109ZM125 45V44H124ZM131 45V44H130ZM189 45V46H188ZM14 46V45H13ZM19 46V45H18ZM22 46H24V45H22ZM26 46V45H25ZM28 46V45H27ZM26 46V47H27ZM35 46V45H34ZM114 46V45H113ZM120 46H122V45H120ZM176 46V48L177 49H174V47ZM193 46H194V44H193ZM196 47L198 46V43L195 45ZM212 46V45H211ZM218 46H220V45H218ZM224 46H225V44H224ZM223 46V47H224ZM12 47V46H11ZM40 47V46H39ZM38 47V48H39ZM82 47V46H81ZM97 47V46H96ZM104 47V46H103ZM106 47V46H105ZM111 47V46H110ZM117 47V46H116ZM127 47H129V45L127 46ZM127 47H125V48H127ZM170 47V48H171ZM188 47V48H187ZM201 47H202V45H201ZM3 48V47H2ZM29 48V47H28ZM37 48V47H36ZM64 48V47H63ZM69 47H67V49H68ZM113 48V47H112ZM131 48V47H130ZM169 48V47H168ZM168 48H166V50L168 49ZM170 48H169V52H171L170 51ZM208 48V47H207ZM225 48V47H224ZM16 49V48H15ZM42 49V48H41ZM41 49H39V50H41ZM44 49V48H43ZM85 49H87V48H85ZM95 49V48H94ZM98 49V48H97ZM119 49V48H118ZM124 49V48H123ZM132 49V48H131ZM222 49V48H221ZM0 50H2L1 49V47H0ZM6 50V49H5ZM9 50H12V49H9ZM25 50V49H24ZM37 50V49H36ZM35 50V51H36ZM56 50H57V48H56ZM58 50H59V48H58ZM61 50V49H60ZM64 51L66 50L65 48L63 49ZM62 50V51H63ZM82 50V49H81ZM111 50H114V49H111ZM111 50H110V52H111ZM128 50H130V49H128ZM210 50V49H209ZM44 51V50H43ZM62 51H59V52H61V53H59V55L60 54H62L63 52ZM80 51V50H79ZM83 51H84V49H83ZM96 51V50H95ZM104 51V50H103ZM106 51V50H105ZM105 51L103 52L104 53V55L105 54H107V52L105 53ZM123 51H125V50H123ZM132 51V50H131ZM168 51V50H167ZM215 51V50H214ZM2 51H0V54L2 55V53H1ZM10 52V51H9ZM12 52V51H11ZM25 52V51H24ZM33 52V51H32ZM56 53L58 52V51H55ZM66 53H67V51H65ZM109 52V53H110ZM139 52V53H140ZM152 52H154V51H152ZM169 52H168V54H169ZM172 53L171 55H175V53ZM205 52V51H204ZM226 52V51H225ZM34 53V52H33ZM38 53V52H37ZM43 53V52H42ZM54 53V52H53ZM52 53V54H53ZM81 53V52H80ZM95 53H97V52H95ZM126 53V52H125ZM128 53V52H127ZM133 53V52H132ZM135 53V52H134ZM133 53V55H135ZM144 53V52H143ZM143 53H141V54H143ZM160 53V52H159ZM166 53V52H165ZM164 53V54H165ZM214 53H216V52H214ZM220 53V52H219ZM21 54V53H20ZM44 54V53H43ZM58 54V53H57ZM65 54V53H64ZM63 54V55H64ZM71 54H69V55H71ZM87 54V53H86ZM130 54V53H129ZM141 54H139V55H141ZM167 54V53H166ZM166 54H165V56H166ZM167 54V55H168ZM199 54H200V52H199ZM204 54V53H203ZM8 55V54H7ZM31 55V54H30ZM46 55V54H45ZM56 55V54H55ZM62 55V59H63V56ZM68 55V54H67ZM79 55H82L83 56V53L82 54H79ZM87 55H89V54H87ZM103 55V54H102ZM119 55V54H118ZM148 55V54H147ZM151 55H152V53H151ZM170 55V54H169ZM216 55V54H215ZM12 56V55H11ZM28 56V55H27ZM65 56H66V54H65ZM86 56V55H85ZM90 56V55H89ZM106 56V55H105ZM115 56V55H114ZM123 56H124V54H123ZM123 56H122V58H123ZM132 56V55H131ZM165 56H163L164 57V59L165 60H167V58H165ZM176 56V55H175ZM206 56V55H205ZM209 56H210V54H209ZM2 57V56H1ZM31 57H33V56H31ZM43 57V56H42ZM52 56H50V58H51ZM54 57V56H53ZM67 58H68V56H66ZM87 57V56H86ZM102 57V56H101ZM104 57V56H103ZM120 57H121V55H120ZM134 58L136 57L137 58V56H133ZM142 58L143 57H146V56H141ZM172 57H174V56H171V57H169V59L171 60V58ZM177 57V56H176ZM29 58V57H28ZM43 58H45V57H43ZM46 58H47V56H46ZM45 58V59H46ZM65 58V57H64ZM79 58H81L80 56H79ZM88 58H90V57H88ZM98 58H99V56H98ZM142 58H140V59H142ZM147 58H149L148 56H147ZM155 60H157V57L155 56ZM181 58H178V60L180 59V61H178V62H180L181 63ZM9 59V58H8ZM53 59V58H52ZM66 59V58H65ZM64 59V61H66ZM91 59V58H90ZM101 59H104V58H101ZM109 59V58H108ZM138 59V58H137ZM145 59V58H144ZM149 59H152V58H149ZM164 59H163V61H164ZM177 59V58H176ZM204 59V58H203ZM209 59V58H208ZM81 60V59H80ZM114 60V59H113ZM120 60H121V58H120ZM173 60H174V58H173ZM1 62L0 63H2V64H0V67H2L1 65H3V66H6L5 65V63H6V61H7V59L5 60L4 58H2L1 60H0ZM25 61V60H24ZM26 61H27V59H26ZM38 61V60H37ZM42 61V60H41ZM46 61V60H45ZM91 61H93V60H91ZM106 61H108V60H106ZM111 61V60H110ZM118 61V60H117ZM144 61V60H143ZM169 61V60H168ZM174 61H176V60H174ZM46 62H48V61H46ZM50 62V61H49ZM48 62V63H49ZM61 62V61H60ZM68 62V61H67ZM114 62H116L115 60H114ZM122 62V61H121ZM125 62V61H124ZM134 62V61H133ZM132 62V63H133ZM157 62V61H156ZM217 62V61H216ZM215 62V63H216ZM220 62H223V60L221 59L220 60ZM14 63H16V62H14ZM13 63V64H14ZM42 63V62H41ZM54 63V62H53ZM78 63V62H77ZM76 63V64H77ZM131 63V62H130ZM129 63V64H130ZM140 63V62H139ZM144 63V62H143ZM165 63H167V61L165 62ZM169 63H170V61H169ZM168 63V64H169ZM185 63V62H184ZM186 63H187V59H186ZM6 64H9V62L8 63H6ZM32 64V63H31ZM36 64V63H35ZM47 64V63H46ZM61 64H65L64 66H67L66 65V62L64 63H61ZM116 64H118V63H116ZM115 64V65H116ZM135 64V63H134ZM133 64V65H134ZM137 64V63H136ZM150 64H152V63H149V65ZM156 64V63H155ZM172 64V63H171ZM176 64V63H175ZM174 64V62H173V64H172V66L174 67H176L177 65H175ZM179 64V63H178ZM208 64V65H207ZM217 64V63H216ZM220 64H222V63H220ZM220 64L218 65L219 67H220ZM30 65V64H29ZM53 65V64H52ZM97 65V64H96ZM105 65V64H104ZM124 65V64H123ZM122 65V66H123ZM143 65V64H142ZM146 65H148V64H146ZM144 66L142 69L144 70L145 69V67H149V66ZM170 65V64H169ZM182 65V67H183V65L185 66V64H181ZM190 65V66H189ZM202 65L204 66V69L203 70H201L200 71V68L202 67ZM214 65V64H213ZM55 66H56V63H55ZM58 67H59V65H57ZM63 66V67H64ZM84 66V65H83ZM100 66V65H99ZM111 66V65H110ZM121 66V65H120ZM135 66V65H134ZM171 66V65H170ZM9 67V66H8ZM11 67V66H10ZM15 67V66H14ZM27 67H28V65H27ZM36 67V66H35ZM40 67V66H39ZM47 67V66H46ZM45 67V68H46ZM49 67V66H48ZM44 68L45 70H47V69H49V68ZM61 67V66H60ZM61 67L62 69H65L66 67ZM69 67V66H68ZM78 67H79V65H78ZM94 66H92V68H93ZM96 67V66H95ZM97 67H98V65H97ZM107 67H109V66H107ZM133 67V66H132ZM163 67H164V65H163ZM178 67V66H177ZM176 67V68H177ZM3 68V67H2ZM25 68V67H24ZM33 68V67H32ZM86 68V67H85ZM88 68V67H87ZM100 67H98V69H99ZM105 68V67H104ZM110 68V67H109ZM121 68V67H120ZM137 68V67H136ZM167 68H168V66H167ZM225 68V67H224ZM5 68H3V70H4ZM6 69H8V68H6ZM40 69V68H39ZM42 69H43V67H42ZM53 69H55V67L53 68ZM62 69H59L60 71L62 70ZM79 69V68H78ZM108 69V68H107ZM114 69L115 70H117V67L115 68L114 67ZM113 69V70H114ZM122 69V68H121ZM125 69V68H124ZM138 69V68H137ZM140 69V68H139ZM139 69L137 70L138 71V75H139V72L141 73L142 72V70H140L139 71ZM149 69V68H148ZM173 69V68H172ZM28 70H30V68L28 69ZM32 70V69H31ZM114 70V71H115ZM119 70V69H118ZM133 70H134V68H133ZM171 70V69H170ZM174 70V69H173ZM183 71H185L184 69H182ZM37 71V70H36ZM50 71H51V69H50ZM56 71V70H55ZM63 71V70H62ZM100 72H101V75H100V81H99V84H101V86L103 85V86H108V87H111L112 88V97H113V99H117V97L119 96L118 94H119V92H121V90L122 89H124L126 92H125V94L127 95L128 94V92H129V94L128 95H130V92H133L132 94H136L137 95V100H138V111L137 112H135V113H133V115H129V118H130V120L131 121H133V127H134V129H132V131L133 132H135L134 134H136V132L138 133V129H140V127H141V123H142V121H143V118L145 117V114H144V112L143 111H145L144 110V108L146 107L145 106V104H146V101H147V97L146 96H144L143 94H142V92L140 93V90H142V88L140 89V86L142 87V85L141 84H143V83H140V81H143L145 78H146V71L144 70L143 72H145V74H143L142 73V76L144 75L145 77H144V79H143V77H141V75H140V77H141V80L140 79H138L139 78V76L136 74V73H133L132 72V74H133V81L131 82V83H128V85H126L127 83H125V85H126V87L124 88H122L121 90H119V85L121 84V82L122 81H124V77L122 78V77H120V76H122L123 74H122V72H121V74H120V78L118 77V74L116 73L115 75L114 74H112V72L111 71H109V69H108V71H106V69H103V71H101V70H99ZM153 71V70H152ZM165 71V70H164ZM163 71V72H164ZM175 71H177V70H175ZM250 71H251V69H250ZM29 72V71H28ZM46 72V71H45ZM52 72H54V71H52ZM58 72V71H57ZM66 72H67V68H66ZM82 72H83V70H82ZM91 72V71H90ZM116 72V71H115ZM118 72V71H117ZM125 72V71H124ZM135 72V71H134ZM148 72V71H147ZM166 72H169V70L168 71H166ZM217 72V71H216ZM8 73H9V71H8ZM63 73H64V71H63ZM149 74H150V71L148 72ZM154 73V72H153ZM162 73V72H161ZM174 73V72H173ZM183 73V72H182ZM181 73V74H182ZM251 73V72H250ZM6 74H7V72H6ZM12 74H14V73H12ZM29 74V73H28ZM32 73H31V71H30V75H31ZM59 74H60V72H59ZM100 74V73H99ZM126 74V73H125ZM134 74H136V75H134ZM170 74V73H169ZM56 75V74H55ZM71 75V74H70ZM82 75V74H81ZM95 75V74H94ZM131 75V74H130ZM163 75V73L161 74V76ZM165 75H166V73H165ZM0 76H1V74H0ZM38 76H40V75H38ZM44 76V75H43ZM59 76V75H58ZM125 76V75H124ZM138 76V77H137ZM150 76V78H151V75H149ZM149 76L147 77V78H149ZM153 76V75H152ZM3 77V76H2ZM1 77V78H2ZM11 77V76H10ZM84 77V76H83ZM125 77H127V76H125ZM167 77V76H166ZM168 77H169V75H168ZM170 77H172V76H170ZM169 77V78H170ZM177 77H179V76H177ZM216 77V79H214ZM4 78H5V76H4ZM6 78H7V76H6ZM12 78V77H11ZM33 78V77H32ZM61 78V77H60ZM72 78H73V76H72ZM75 78V77H74ZM91 78V77H90ZM94 78V77H93ZM131 79H132V76L130 77ZM160 78V77H159ZM8 79V78H7ZM29 79V78H28ZM36 79H38V78H36ZM56 79V78H55ZM63 79V78H62ZM166 79V78H165ZM212 79H214V80H216V82L218 83V84H216L217 86H215V82L213 83V81H210V80H212ZM12 80V79H11ZM14 80V79H13ZM31 80V79H30ZM35 80V79H34ZM44 80V79H43ZM47 80V79H46ZM52 80V79H51ZM72 80V79H71ZM83 80H84V78H83ZM89 80H91V79H89ZM140 80V81H139ZM147 79H145V81H146ZM159 80H161V78L159 79ZM163 80V79H162ZM0 81L2 82V79H0ZM31 81H33V80H31ZM39 81H41L40 79H39ZM53 81V80H52ZM51 81V82H52ZM85 81V80H84ZM150 81V80H149ZM149 81H147V84H149L148 82ZM152 81V80H151ZM167 81V80H166ZM170 81H173V80H170ZM0 82V83H1ZM5 82V81H4ZM7 82H9V81H7ZM15 82V81H14ZM38 82V81H37ZM54 82V81H53ZM56 82V81H55ZM94 82V81H93ZM96 82V81H95ZM129 82V81H128ZM161 82V81H160ZM163 82V81H162ZM41 83V82H40ZM43 83H44V81H43ZM43 83H41V85L43 86ZM58 83V82H57ZM70 83V82H69ZM98 83V82H97ZM163 83H165V82H163ZM173 83V82H172ZM172 83H170V85L172 84ZM20 84V83H19ZM88 84H89V82H88ZM94 84V83H93ZM152 84V83H151ZM151 84H149V85H151ZM162 84V83H161ZM168 85H169V83H167ZM228 84V83H227ZM12 85V84H11ZM29 85H30V83H29ZM44 85H45V83H44ZM49 85V87H50V84H48ZM57 85V84H56ZM80 85V84H79ZM95 85V84H94ZM93 85V86H94ZM122 85V84H121ZM163 85V84H162ZM168 85H166L167 87H168ZM169 85V86H170ZM61 86V85H60ZM88 86V85H87ZM92 86V87H93ZM179 86H177V88L179 87ZM30 87V86H29ZM38 87V86H37ZM36 87V88H37ZM48 87V86H47ZM56 87V86H55ZM58 87V86H57ZM107 87V88H108ZM165 87V86H164ZM12 88V87H11ZM42 87L40 86V88L39 89H41ZM51 88V87H50ZM68 88V87H67ZM100 88H102V87H100ZM107 88H106V90H107ZM163 88V87H162ZM172 88H173V86H172ZM47 89V88H46ZM49 89V88H48ZM54 89V88H53ZM52 89V90H53ZM81 89V88H80ZM96 89H97V87H96ZM150 89H151V87H150ZM171 89V88H170ZM1 90H3V88L2 87H0V103H1V105H3V106H1V108L3 107V109H0V148H3V147H6L7 149L6 150H8V145L11 147V150H13V152H10L11 154H9L7 151V153L9 154V155H6V156H4V154H2L1 156H2V159H1V163H2V160L8 165L7 167H8V172H5L6 174H4V175H6L5 176V179L4 180H2L1 178H0V180H1V183H0V189L2 190V191H7V192H9V193H13V195H14V197H15V194H14V192H16V193H18L20 190V192H23L24 194H27V197H28V199L30 200L31 199V197H32V194H33V192L36 190V186H35V184H36V182H37V179L39 178V175L43 172H41V167L42 166H40L41 165V160L39 161V159L37 158V161H39V162H37L36 163V161H35V159H34V161L32 160V162L31 163H29L28 161H29V159H30V161H31V159L33 158V156H35V154L34 155H31L32 153H36V152H32V153H30V150H29V147L30 146H33L32 144L31 145H29V147H27V145L28 144H30V143H27V145L24 143V141H23V143L22 144H13V141L15 140V138H14V140H13V137H12V134H11V132H12V130L14 129V127H17V126H19V127H22V126H20L23 122L24 123H26L25 125H26V129H27V125H28V123H31V122H29V117H30V114H32L31 116L33 117V115H34V112H36L35 110H34V108H28V110L30 111V114L28 113V114H26V111H25V107H22V108H20V106H19V104H18V106H14V104H13V102H12V97L11 98H9V96H8V94H6L7 92H4L5 91V89H4V91L2 92ZM42 90V89H41ZM61 90V89H60ZM99 90V89H98ZM110 90V89H109ZM160 90H161V88H160ZM173 89H171V91H172ZM178 90V89H177ZM180 90H178L179 92H180ZM227 90V89H226ZM225 90V91H226ZM19 91V90H18ZM17 91V92H18ZM34 91V90H33ZM62 91V90H61ZM82 91V90H81ZM145 91H147V90H145ZM159 91V90H158ZM162 91H164V90H162ZM177 91V92H178ZM41 92V91H40ZM40 92H39V94H40ZM58 92V91H57ZM70 92V91H69ZM89 92V91H88ZM96 92V91H95ZM122 92H124V91H122ZM176 92V93H177ZM178 92V93H179ZM16 93V92H15ZM28 93V92H27ZM52 93H53V91H52ZM73 93V92H72ZM98 93V92H97ZM101 93V95H102V91L100 92ZM100 93H98V94H100ZM144 93V92H143ZM164 93V92H163ZM173 93H175V92H173ZM172 93V95L173 96H175L174 94ZM38 94V95H39ZM49 94V93H48ZM54 94V93H53ZM67 94V93H66ZM80 94V93H79ZM124 94V93H123ZM123 94H121L122 95V98H123ZM157 95H158V93H156ZM166 94H167V92H166ZM169 94V93H168ZM168 94H167V97H168ZM192 94H193V96H192ZM16 95V94H15ZM28 96H29V98H28V100L27 101H29V99H30V94H27ZM68 95H69V93H68ZM73 95V94H72ZM101 95H100V98H101ZM111 95L109 96L110 97V99H111ZM120 95V96H121ZM127 95V96H128ZM170 95H171V93H170ZM171 95V96H172ZM25 96V95H24ZM43 96V95H42ZM46 96H47V94H46ZM64 96H66V95H64ZM80 96V95H79ZM130 96H132V95H130ZM135 96V95H134ZM163 96V95H162ZM161 96V97H162ZM81 97H82V95H81ZM84 97L88 100V101H86V102H81V105H77V104H75V105H77V106H80V107H78V108H80L79 109V111L81 110V107L82 108H84V113H85V115L88 117V118H95L96 120L98 119V120H101V118H100V114H99V108H100V103L98 102V101H100L101 99L97 96V97H94V96H89V95H87L86 93H84ZM104 96L102 95V98H103ZM109 97L107 98V99H109ZM133 97V96H132ZM166 97V96H165ZM209 97L211 98V102L209 103V104H207V102H209V101H207L208 99H209ZM33 98V97H32ZM66 98V97H65ZM65 98L63 99L64 101H63V105H64V103H65ZM68 98V97H67ZM100 99V100H97V99ZM106 98V97H105ZM150 98V97H149ZM169 98V97H168ZM179 98H177V99H179ZM26 99V98H25ZM45 99V98H44ZM60 99V98H59ZM70 99V98H69ZM80 99V98H79ZM126 99V98H125ZM128 99H130L129 98V96H128ZM135 99V98H134ZM161 99V98H160ZM163 99V98H162ZM167 99V98H166ZM170 99H171V97H170ZM173 99V98H172ZM176 99V100H177ZM228 99V98H227ZM33 100V99H32ZM40 100V99H39ZM104 101H103V103L105 102V99H103ZM34 101V100H33ZM45 101V100H44ZM57 101V100H56ZM55 101V102H56ZM78 101V100H77ZM117 101L119 102L120 100H118L117 99ZM121 101H123L122 99H121ZM129 101V100H128ZM131 101V100H130ZM154 101V100H153ZM175 100H173V102L171 103L172 105H173V103H175L174 102ZM25 102V101H24ZM30 102V101H29ZM39 102V101H38ZM57 102H59V101H57ZM67 102V101H66ZM109 102H110V105H113V102H115L114 100H113V102H112V100H108V106H109ZM111 102H112V104H111ZM117 102V103H118ZM126 101H124V104H126L125 103ZM133 102V101H132ZM131 102V103H132ZM164 102H165V100H164ZM163 102V103H164ZM171 101L169 100V102L168 103H170ZM8 103V104H7ZM68 103H69V100H68ZM106 103V104H107ZM130 103V104H131ZM148 103V102H147ZM178 103H181V102H179L178 101ZM53 104V100H52V98L51 97H47V99H46V107H49V106H53L52 105ZM70 104V103H69ZM79 104V103H78ZM119 104V106H121L120 105V103H118ZM130 104H126V105H130ZM176 104V103H175ZM45 105H44V107H45ZM74 105V104H73ZM75 105H74V107H75ZM164 105V104H163ZM172 105H170L169 104V108H171L170 106H172ZM39 106V105H38ZM71 106V105H70ZM105 106V105H104ZM104 106H102L101 105V107H103L104 108V111H106V108L104 107ZM154 106V105H153ZM152 106V107H153ZM31 107V106H30ZM44 107H43V109H44ZM45 107V108H46ZM66 107H67V105H66ZM111 107V106H110ZM113 107H114V105H113ZM118 107V106H117ZM125 107H127V106H125ZM132 107V106H131ZM134 107V106H133ZM137 107V106H136ZM151 107V108H152ZM165 107H166V104H165ZM164 107V108H165ZM167 107V108H168ZM173 107V106H172ZM179 107V106H178ZM27 108V107H26ZM76 108V107H75ZM128 108V107H127ZM147 108V107H146ZM145 108V109H146ZM174 108V110H175V108H177V106L176 107H173ZM48 108H46V110H47ZM60 109V108H59ZM62 109H65L64 108V106H63V108ZM61 109V110H62ZM77 109V108H76ZM76 109H74V111H76ZM121 109H123V108H121ZM125 109V108H124ZM154 109V108H153ZM172 109V108H171ZM171 109H169V111H168V113H170V111H171ZM178 109V108H177ZM176 109V110H177ZM179 109H181L180 107H179ZM178 109V110H179ZM45 110V111H46ZM67 109H65L64 111H66ZM71 110V109H70ZM78 110V109H77ZM126 110V109H125ZM134 110V109H133ZM148 110V109H147ZM155 110V109H154ZM173 110V109H172ZM173 110V114L174 113H177L178 114V112H176V111H174ZM53 111H54V109H53ZM53 111H50V110H47V113H46V116L50 119V121L53 119ZM68 111V110H67ZM73 111V112H74ZM159 111V110H158ZM162 111V110H161ZM164 111H166V109L164 110ZM39 112V111H38ZM55 112V111H54ZM63 112V111H62ZM61 112V113H62ZM83 112V111H82ZM114 112V111H113ZM125 112V111H124ZM150 112H151V110H150ZM149 112V113H150ZM154 112V111H153ZM167 112V111H166ZM227 112V111H226ZM56 113V112H55ZM65 113V112H64ZM70 113V112H69ZM75 113V112H74ZM81 113V112H80ZM84 113H83V117H85L84 116ZM109 113V112H108ZM110 113H111V115H112V107H111V111H110ZM130 113V112H129ZM159 113H161V112H159ZM36 114V113H35ZM66 114V113H65ZM114 114H116V113H114ZM125 114V113H124ZM153 114V113H152ZM176 114V115H177ZM205 114H207L206 116L207 117H205ZM80 115V114H79ZM108 115V114H107ZM155 116L157 115V114H154ZM159 115V114H158ZM157 115V117H159L160 119H162L163 120V118H161L160 117V115L162 116V114H160L159 116ZM175 115V114H174ZM234 115H235V117H236V119L237 120H239L241 123H242V125H241V132H239V135H240V133L242 134H244V136L243 137H246L247 138V140H246V145H247V147H246V149L250 152V150L252 151V149L255 151L254 152V154H255V156H253V157H255V158H253V159H256L255 161L258 163V167H259V169L261 170V172H262V178L260 179V177L259 176H255V178H254V181H255V185L253 186V189H250L251 191H252V193H251V196L253 197V199H254V201H252V200H250L249 199V197H248V195H250V194H245L244 192H240L238 195H237V198H235V200L233 199V202L231 203V204H229V205H231V206H229L230 208V212L231 211H234V209L235 208H237V203H239V204H246V206H244V208H246V210H244L246 213L245 214H242L241 213V216H242V220L244 219V229H242L240 232H237L236 233V236L239 238V240H240V244H233V243H231L230 242V240H228L225 236H224V233L221 231V229H220V227L219 226H216V230H218V235H219V240H216L215 242H213L214 244H213V246H212V248L209 250V252L210 253H212V252H214L215 253V261H214V264H223L224 263V261H226L227 259H230L231 260V263L230 264H242L245 260L247 261V259L248 258H251V259H249L250 261L248 262L247 261V263H246V261H245V263H243V264H264V247L262 248L261 246L264 244V241L262 242V244H260L261 242L260 241H257V239H256V237H258L259 235H261L260 233H259V235L258 236H256L257 234H258V232H256L257 230H259L258 228H256L257 227V224H258V226L260 225V226H263L264 225V199H263V195H264V114H261V115H259V113H258V115L260 116H258L259 118H255V119H252L251 121H248V122H245L244 121V116H243V112H242V114H240V113H237V112H234ZM60 116H64V114H62V115H60V113H59V117ZM70 116V115H69ZM69 116H65V117H69ZM108 116H110V115H108ZM107 116V117H108ZM113 116V115H112ZM111 116V117H112ZM166 116V115H165ZM169 116H171V115H169ZM213 116V117H212ZM215 116V117H214ZM225 116H227V115H225ZM246 116V115H245ZM31 117V118H32ZM114 117V116H113ZM167 117V116H166ZM172 117V116H171ZM30 118V119H31ZM63 118V117H62ZM71 118V117H70ZM78 118V117H77ZM110 118V117H109ZM127 118V117H126ZM173 118V117H172ZM172 118L170 119V120H172ZM174 118L176 119V116H174ZM223 118H224V116H223ZM20 119H24L23 120V122L21 123L19 120ZM107 119V118H106ZM111 119V118H110ZM124 119H125V115H124ZM128 119V118H127ZM164 119H165V117H164ZM208 119V118H207ZM206 119V120H207ZM77 120V119H76ZM98 120H97V122H98ZM149 120V119H148ZM166 120V119H165ZM177 120V119H176ZM26 121V122H25ZM31 121V120H30ZM34 121H35V119H34ZM66 121V120H65ZM70 121V120H69ZM87 121V120H86ZM90 121V120H89ZM89 121H87V122H89ZM95 121V120H94ZM93 121V122H94ZM108 121V120H107ZM130 121V122H131ZM213 121V120H212ZM215 121V120H214ZM83 122V121H82ZM92 122V121H91ZM93 122H92V124H93ZM112 122V121H111ZM207 122V121H206ZM228 122V121H227ZM51 123V122H50ZM81 123V122H80ZM95 123V122H94ZM122 123V122H121ZM162 123V122H161ZM164 123V125H165V122H163ZM169 122H167V124H168ZM171 123H172V121H171ZM177 123V122H176ZM175 122L173 123V125L174 124H176ZM180 123V122H179ZM89 124V123H88ZM112 124V123H111ZM126 124H128L127 122H126ZM132 124V123H131ZM146 124H147V122H146ZM30 125V124H29ZM31 125H32V123H31ZM59 125V124H58ZM61 125V124H60ZM71 125V124H70ZM89 125H91V124H89ZM93 125H95V124H93ZM92 125V126H93ZM101 125V124H100ZM108 125V124H107ZM124 125H125V122H124ZM173 125H172V127H173ZM186 125V126H187ZM34 126H35V123L33 122V128H34ZM73 126V125H72ZM96 126V125H95ZM97 126H98V124H97ZM111 126V125H110ZM110 126H108V127H110ZM127 126V125H126ZM159 126V125H158ZM162 126V125H161ZM182 126V125H181ZM25 127V126H24ZM31 127V128H32ZM61 127V126H60ZM83 127V126H82ZM107 127V126H106ZM164 127V126H163ZM162 127V128H163ZM168 127H170V125L168 126L167 125V128ZM178 127V126H177ZM18 128V127H17ZM23 128V127H22ZM32 128V129H33ZM72 128H74V127H72ZM103 128V127H102ZM105 128V127H104ZM131 128H132V126H131ZM149 128V127H148ZM147 128V129H148ZM164 128H166V127H164ZM166 128V129H167ZM221 128V127H220ZM219 128V129H220ZM223 128V127H222ZM57 129H58V127H57ZM63 129V128H62ZM112 129V128H111ZM159 129V128H158ZM187 129V128H186ZM189 129H187V130H189ZM15 130V129H14ZM18 130H19V128H18ZM29 130V129H28ZM91 130V129H90ZM92 130H94V129H92ZM91 130V131H92ZM96 130V129H95ZM101 130V129H100ZM99 130V131H100ZM105 130H106V128H105ZM129 130V129H128ZM165 130V129H164ZM170 130H172V131H174L173 129H170ZM205 130V129H204ZM34 131L36 132L37 130H35L34 129ZM53 131V130H52ZM63 132H64V130H62ZM72 131H73V129H72ZM77 131V130H76ZM86 131V130H85ZM103 131V130H102ZM107 131V130H106ZM147 131V130H146ZM233 131H234V129H233ZM17 132V131H16ZM16 132H14V135H15V133ZM24 132V131H23ZM26 132H28V131H26ZM93 132V131H92ZM105 132V131H104ZM145 132V131H144ZM148 132V131H147ZM147 132H146V134H147ZM165 132H168V130L166 131L165 130ZM222 132V131H221ZM220 132V133H221ZM29 133V132H28ZM41 133V132H40ZM65 133V132H64ZM83 133V132H82ZM95 133H96V131H95ZM98 133V132H97ZM169 133V132H168ZM167 133V134H168ZM186 133H188V132H186ZM213 133H215V132H213ZM103 134V133H102ZM104 134H106V133H104ZM121 134V133H120ZM124 134V133H123ZM153 134V133H152ZM173 134V133H172ZM175 134V133H174ZM180 134V133H179ZM178 134V135H179ZM237 134V133H236ZM235 134V135H236ZM21 135V134H20ZM29 135H31V134H29ZM43 135H45V134H43ZM43 135H41V136H43ZM76 135V134H75ZM92 135V134H91ZM114 135H116V134H114ZM127 135V134H126ZM158 135H160V134H158ZM193 135H191L190 134V136H193ZM238 135V134H237ZM37 136H38V134H37ZM83 136H85V135H83ZM101 136V135H100ZM118 136V135H117ZM169 136V135H168ZM176 136V135H175ZM186 136H187V134H186ZM190 136H187V137H185L182 141H185L186 140V138L187 139H190L189 137ZM23 137H25V136H23ZM31 137V136H30ZM39 137H40V135H39ZM69 137V136H68ZM112 137H113V135H112ZM122 137V136H121ZM132 137V136H131ZM150 137V136H149ZM171 137V136H170ZM243 137H240V138H243ZM52 138V137H51ZM78 138V137H77ZM81 138V137H80ZM85 138V137H84ZM130 138V137H129ZM144 138V137H143ZM158 138V137H157ZM172 138H173V136H172ZM206 138H208V137H205V139ZM212 138V137H211ZM211 138H209V139H211ZM35 139V138H34ZM71 139V138H70ZM94 139V138H93ZM118 139V138H117ZM162 139V138H161ZM171 139V138H170ZM25 140V139H24ZM78 140V139H77ZM115 140V139H114ZM132 140V139H131ZM146 140V139H145ZM144 140V141H145ZM159 140V139H158ZM169 140V139H168ZM173 140V139H172ZM181 140V139H180ZM18 141V140H17ZM16 141V142H17ZM36 141V140H35ZM39 141V140H38ZM50 141V140H49ZM70 141V140H69ZM80 141V140H79ZM129 141V140H128ZM212 141V140H211ZM211 141H208V142H211ZM245 141V140H244ZM26 142V141H25ZM32 143H33V141H31ZM78 142V141H77ZM111 143H112V141H110ZM114 142V141H113ZM135 142V141H134ZM149 142V141H148ZM155 142H157V141H155ZM155 142H154V144H155ZM164 142V141H163ZM168 142V141H167ZM172 142V141H171ZM179 142V144L181 143L180 141H178ZM15 143V142H14ZM38 143V142H37ZM40 143H42L41 141H40ZM39 143V144H40ZM50 143V142H49ZM66 143H68V142H66ZM86 143V142H85ZM115 143V142H114ZM121 143V142H120ZM126 143H128V142H126ZM129 143H130V141H129ZM132 143V142H131ZM143 143V142H142ZM231 143V142H230ZM43 144H45V143H43ZM42 144V145H43ZM77 144V143H76ZM116 144V143H115ZM122 144V143H121ZM136 144V143H135ZM160 144V143H159ZM158 144V145H159ZM173 144V143H172ZM209 144H211V143H209ZM7 145V146H6ZM38 145V144H37ZM77 145H79V144H77ZM98 145V144H97ZM111 145V144H110ZM110 145H108V146H110ZM164 145H166V144H164ZM181 145V144H180ZM227 145H230V144H227ZM236 145V144H235ZM251 145H252V147H251ZM60 146H62V144L60 145ZM85 146V145H84ZM118 146V145H117ZM147 146V145H146ZM172 146V145H171ZM179 146V145H178ZM209 146V145H208ZM248 146H250V147H248ZM35 147V146H34ZM44 147H46V146H43V148ZM66 147V145L64 146V148ZM68 147V146H67ZM86 147V146H85ZM99 147V146H98ZM113 147V146H112ZM119 147V146H118ZM117 147V148H118ZM143 147V146H142ZM232 147V146H231ZM241 147V146H240ZM39 148H41V147H39ZM58 148V147H57ZM60 148V147H59ZM63 148V147H62ZM114 148V147H113ZM141 148V147H140ZM205 148H206V146H205ZM10 149V148H9ZM32 149V148H31ZM42 149V148H41ZM45 149V148H44ZM84 149H87V148H84ZM92 149V148H91ZM90 149V150H91ZM111 149V148H110ZM168 149V148H167ZM180 149V148H179ZM232 149H235V148H232ZM237 149V148H236ZM235 149V150H236ZM15 150H16V152H15ZM19 152H18V151ZM43 150V149H42ZM47 150V149H46ZM49 150V149H48ZM58 150V149H57ZM89 150V151H90ZM104 150V149H103ZM119 150V149H118ZM141 150V149H140ZM207 150V149H206ZM238 150V149H237ZM247 150H245V152L247 151ZM32 151V150H31ZM61 151H62V149H61ZM63 151H64V149H63ZM80 151V150H79ZM106 151V150H105ZM116 151V150H115ZM163 151V150H162ZM165 151V150H164ZM180 151H182V149L180 150ZM205 151V150H204ZM228 151V150H227ZM18 152V153H17ZM87 152V151H86ZM143 152V151H142ZM167 152V151H166ZM169 152V151H168ZM176 153H177V151H175ZM206 152H208V151H206ZM210 152V151H209ZM209 152L208 153H206L207 154V156H208V154H209ZM231 152H233V151H231ZM1 153H3V150L1 151ZM90 153V152H89ZM151 153H152V151H151ZM183 153V152H182ZM185 153H183V154H185ZM233 153H236V151L235 152H233ZM47 154V153H46ZM64 154H66V153H64ZM63 154V155H64ZM101 154V153H100ZM108 154V153H107ZM138 154H140V153H138ZM144 154V153H143ZM150 154V153H149ZM153 154V153H152ZM155 154H157V153H155ZM163 154V153H162ZM205 154V153H204ZM245 154V153H244ZM250 153H248V155H249ZM63 155H61V156H63ZM76 155H78V154H76ZM89 155V154H88ZM96 155H98V154H96ZM113 155V154H112ZM147 155V154H146ZM154 155V154H153ZM159 155V154H158ZM178 155V154H177ZM210 155V154H209ZM0 156V157H1ZM60 156V157H61ZM86 156V155H85ZM92 156H94V155H92ZM117 156V155H116ZM235 156V155H234ZM251 156H252V154H251ZM44 157V156H43ZM59 157V158H60ZM74 157H75V155H74ZM79 157V156H78ZM78 157H75V158H78ZM89 157H91L90 155H89ZM144 157V156H143ZM155 157V156H154ZM167 157V156H166ZM204 157V156H203ZM209 157V156H208ZM238 157V156H237ZM249 157V156H248ZM40 158V157H39ZM62 158V157H61ZM86 158V157H85ZM84 158V159H85ZM91 158H94V157H91ZM90 158V159H91ZM102 158V157H101ZM104 158V157H103ZM137 158H139V157H137ZM183 158V157H182ZM40 159H42V158H40ZM62 159H65V158H62ZM69 159V158H68ZM68 159H66V160H68ZM116 159H117V157H116ZM131 159H132V157H131ZM140 159V158H139ZM154 159V158H153ZM164 159V158H163ZM163 159H161V161L163 160ZM167 159V158H166ZM206 159V158H205ZM205 159H204V161H205ZM212 159V158H211ZM239 159H240V157H239ZM75 160V159H74ZM88 160V159H87ZM92 160V159H91ZM94 160H95V158H94ZM93 160V161H94ZM101 160V159H100ZM109 160V159H108ZM207 160V159H206ZM249 160V159H248ZM44 161V160H43ZM64 161V160H63ZM62 161V162H63ZM90 161V160H89ZM93 161H91V162H93ZM143 160H141V162H142ZM147 161V160H146ZM152 161V160H151ZM165 161H167V160H165ZM164 161V162H165ZM202 161H203V159H202ZM213 161V160H212ZM254 161V162H255ZM60 162V161H59ZM75 162V161H74ZM90 162V163H91ZM140 162V163H141ZM157 162V161H156ZM163 162V161H162ZM163 162V163H164ZM176 162V161H175ZM174 162V164H176ZM179 162V161H178ZM184 162H185V160H184ZM206 162V161H205ZM210 162H211V160H210ZM50 163V162H49ZM69 163H71V162H69ZM77 163V162H76ZM83 163L84 162H82V165H83ZM90 163L88 164V165H90ZM94 163H95V161H94ZM106 163V162H105ZM139 163V162H138ZM148 163V162H147ZM180 163V162H179ZM4 164V163H3ZM36 164H39V165H36ZM44 164H46V162H44ZM56 164H58V163H56ZM73 164V163H72ZM113 164V163H112ZM133 164V163H132ZM145 164V163H144ZM162 164V163H161ZM165 164H167V162L165 163ZM174 164H172V165H174ZM188 164H190V163H188ZM209 164V163H208ZM243 164V163H242ZM246 165H247V163H245ZM255 164V163H254ZM21 165H24L25 167H23V166H21ZM60 166H62L61 164H59ZM67 165H68V161H67ZM78 165V164H77ZM98 165H99V163H98ZM115 165V164H114ZM134 165H135V163H134ZM158 165V164H157ZM156 165V166H157ZM163 165V164H162ZM168 165V164H167ZM180 165V164H179ZM212 165V164H211ZM233 163L232 162H229V163H227V168L229 169V171L231 172L230 173V178H231V180L235 177V176H233V174H232V167H233ZM245 165V166H246ZM257 165V164H256ZM1 166V165H0ZM44 166V165H43ZM47 166V165H46ZM64 166V165H63ZM62 166V167H63ZM75 166V165H74ZM73 166V167H74ZM84 166V165H83ZM122 166H124V165H122ZM129 166V165H128ZM143 166V165H142ZM141 166V167H142ZM161 166V165H160ZM210 166V165H209ZM245 166L243 165L241 168H242V170L245 168ZM248 166V165H247ZM65 167V166H64ZM70 167V166H69ZM82 167V166H81ZM97 167H100V166H97ZM97 167L96 168H94V167H92L93 168V171L92 172H95L94 171V169L96 170L97 169ZM137 167H139V166H137ZM141 167H140V169H141ZM153 168H154V170H155V166H152ZM165 167H166V165H165ZM167 167H169V166H167ZM173 167V166H172ZM193 167V166H192ZM192 167H189L190 169L192 168ZM204 167H205V165H204ZM207 167V166H206ZM2 169H4L3 167H1ZM60 168V167H59ZM59 168H58V170L57 171H60L59 170ZM72 168V167H71ZM84 168H85V166H84ZM91 168V167H90ZM127 168V167H126ZM133 168V167H132ZM145 168V167H144ZM144 168H143V170H144ZM162 168H164V167H162ZM200 168V167H199ZM249 168V167H248ZM252 168V167H251ZM7 169V168H6ZM79 169V168H78ZM123 169V168H122ZM147 169V168H146ZM152 169V168H151ZM168 169V168H167ZM193 169H195L196 170V168H193ZM250 169V168H249ZM249 169H246L245 168V170L244 171H247V172H249L250 170ZM52 170V169H51ZM90 170H92V169H90ZM112 170V169H111ZM126 170V169H125ZM135 170H137V169H135ZM153 170V171H154ZM179 170V169H178ZM181 170V169H180ZM187 170H188V168H187ZM192 170V169H191ZM81 171V170H80ZM83 171H84V169H83ZM97 171V170H96ZM100 172H101V170H99ZM99 171H98V173H99ZM103 171V170H102ZM113 171V170H112ZM138 171H140V170H138ZM161 171H163V170H161ZM189 171V170H188ZM199 171V170H198ZM201 171V170H200ZM243 171V172H244ZM41 172V173H40ZM47 172V171H46ZM45 172V173H46ZM67 172V171H66ZM71 172V171H70ZM69 172V173H70ZM90 172V171H89ZM118 172V171H117ZM122 172V171H121ZM124 172V171H123ZM127 172V171H126ZM155 173H156V171H154ZM180 172V171H179ZM7 173H9L8 175H7ZM40 173V174H39ZM62 173V172H61ZM64 173V172H63ZM62 173V174H63ZM83 173V172H82ZM105 173V172H104ZM139 173V172H138ZM137 173V174H138ZM140 173H141V171H140ZM149 173V172H148ZM147 173V174H148ZM197 173V172H196ZM58 174V173H57ZM68 174V173H67ZM71 174V173H70ZM88 174V173H87ZM90 174V173H89ZM92 174V173H91ZM101 174H102V172H101ZM127 174V173H126ZM131 174V173H130ZM136 174V175H137ZM152 174V176H153V173H151ZM157 174H160L159 172L157 173ZM173 174H175V172L173 173ZM188 174V173H187ZM250 174V173H249ZM37 175H38V177H37ZM46 175V174H45ZM60 175V174H59ZM96 175V174H95ZM111 175H113V174H111ZM123 175V174H122ZM164 175V174H163ZM179 175V174H178ZM188 175H190V174H188ZM200 175V174H199ZM247 175V174H246ZM1 176V175H0ZM51 176H53V175H51ZM63 176H65V175H63ZM71 177V175H69L68 174V177ZM76 176V175H75ZM86 176V175H85ZM128 176V175H127ZM134 176V175H133ZM132 176V177H133ZM147 176V175H146ZM149 176V175H148ZM176 176V175H175ZM186 176V175H185ZM41 177V176H40ZM49 177V176H48ZM62 177V176H61ZM69 177V178H70ZM100 177V176H99ZM107 177V176H106ZM125 177H126V175H125ZM141 177H142V175H141ZM160 177V176H159ZM164 177V176H163ZM166 177V176H165ZM183 177V176H182ZM77 178V177H76ZM90 178V177H89ZM93 178H94V176H93ZM97 178V177H96ZM95 178V179H96ZM101 178H102V176H101ZM131 178V177H130ZM134 178V177H133ZM145 178H147V177H145ZM149 178V177H148ZM152 178V177H151ZM150 178V179H151ZM155 178V177H154ZM154 178H152V179H154ZM181 178V177H180ZM188 178H189V176H188ZM191 178H192V176H191ZM190 178V179H191ZM39 179H42V178H39ZM38 179V180H39ZM44 179V178H43ZM42 179V180H43ZM49 179V178H48ZM53 179V178H52ZM63 179V178H62ZM73 179V178H72ZM98 179H100V178H98ZM103 179V178H102ZM107 179V178H106ZM136 179V178H135ZM150 179H148V180H150ZM157 179L158 178H156V180L155 181H157ZM202 179V178H201ZM200 179V180H201ZM241 179V178H240ZM41 180V181H42ZM120 180V179H119ZM123 180V179H122ZM129 180V179H128ZM127 180V181H128ZM137 180H140V179H138V177H137ZM137 180H135V181H137ZM163 180V179H162ZM183 180V179H182ZM181 180V181H182ZM188 180V179H187ZM61 181H63V180H61ZM60 181V182H61ZM72 181V180H71ZM102 181V180H101ZM110 181V180H109ZM132 181H134L133 179H132ZM175 181H177V180H175ZM179 181V180H178ZM180 181V182H181ZM193 181V180H192ZM192 181H191V183H192ZM244 181V180H243ZM40 182V181H39ZM98 182V181H97ZM106 182H107V180H106ZM115 182H116V180H115ZM131 182V181H130ZM140 182V181H139ZM161 182V181H160ZM40 183H42V182H40ZM58 183H59V181H58ZM57 183V184H58ZM63 183H64V181H63ZM66 183V182H65ZM76 183H78V181L76 182ZM75 183V184H76ZM83 183V182H82ZM102 183V182H101ZM104 183V182H103ZM108 183V182H107ZM121 183V182H120ZM129 183V182H128ZM134 183V182H133ZM132 183V184H133ZM136 183V182H135ZM141 183V182H140ZM153 183H154V181H153ZM153 183H150V184H153ZM61 184H62V182H61ZM91 184V183H90ZM109 184V183H108ZM119 184V183H118ZM118 184H116V185H118ZM127 184V183H126ZM143 184V183H142ZM161 184H163V183H161ZM231 184V183H230ZM59 185H60V183H59ZM63 185V184H62ZM70 185V184H69ZM77 185V184H76ZM81 185H83V184H81ZM124 185V184H123ZM122 185V186H123ZM128 185V184H127ZM135 185V184H134ZM137 185H139V184H137ZM141 185V184H140ZM144 185V184H143ZM159 185V184H158ZM174 185H176V184H174ZM192 185V184H191ZM205 185V184H204ZM243 185V184H242ZM245 185V184H244ZM39 186V185H38ZM37 186V187H38ZM42 186V185H41ZM44 186V185H43ZM63 186H65V185H63ZM75 186V185H74ZM110 186V185H109ZM145 186V185H144ZM148 186V185H147ZM154 186V185H153ZM177 186V185H176ZM179 186V185H178ZM190 186V185H189ZM208 186V185H207ZM66 187L67 186H65V189H66ZM75 187H77V186H75ZM79 188H80V186H78ZM112 187H114L113 185H112ZM111 187V188H112ZM133 187V186H132ZM151 187H152V185H151ZM156 187V186H155ZM183 187V186H182ZM181 186H180V188H182ZM187 187V186H186ZM193 187H195V186H193ZM205 187V186H204ZM224 187V186H223ZM225 187H227V186H225ZM39 188V187H38ZM60 188V187H59ZM62 188V187H61ZM68 188V187H67ZM78 188V189H79ZM84 188H86V187H84ZM106 188V187H105ZM107 188H108V186H107ZM135 189H136V187H134ZM139 188H140V186H139ZM209 188V187H208ZM207 188V189H208ZM52 189V188H51ZM63 189V188H62ZM61 189V190H62ZM68 189H70V188H68ZM115 189V188H114ZM152 189V188H151ZM184 189V188H183ZM190 189V188H189ZM192 189V188H191ZM195 188H193L192 190H194ZM227 189V188H226ZM42 190V196H44V198L46 197V196H50V194H51V196L53 197V196H55V194L54 195H52L53 193H51V191L49 192V191H47V188L44 186L43 187V189H41ZM108 190V189H107ZM120 190V189H119ZM132 190V189H131ZM138 190V189H137ZM146 190H147V188H146ZM149 190V189H148ZM181 190V189H180ZM18 191V192H17ZM54 191V190H53ZM103 191H105V190H103ZM151 191V190H150ZM183 191V190H182ZM188 191V190H187ZM63 192V191H62ZM78 192H80V191H78ZM106 192V191H105ZM104 192V193H105ZM115 192V191H114ZM134 192V191H133ZM145 192H147V191H145ZM188 192H190V191H188ZM208 192V191H207ZM225 192V191H224ZM68 193V192H67ZM103 193V194H104ZM135 193H136V191H135ZM134 193V194H135ZM138 193H139V190H138ZM143 193V192H142ZM149 193H151V192H149ZM153 194H155V192H152ZM184 193V192H183ZM250 193V192H249ZM4 194V193H3ZM2 194V195H3ZM21 194V193H20ZM79 194V193H78ZM85 194V193H84ZM118 194H120L119 192H118ZM188 194V193H187ZM191 194V193H190ZM205 194H207V193H205ZM204 194V195H205ZM209 194L211 195V193L209 192ZM209 194L207 195V197L209 196ZM225 194H227L226 192H225ZM12 195V196H13ZM18 195H19V193H18ZM36 195V194H35ZM64 195V194H63ZM77 195V194H76ZM81 195V194H80ZM105 195V194H104ZM110 195V194H109ZM122 195V194H121ZM144 195V194H143ZM174 195H176L175 193H174ZM186 195V194H185ZM26 196V195H25ZM34 196V195H33ZM87 196V195H86ZM114 196V195H113ZM112 196V197H113ZM117 196V195H116ZM132 196V195H131ZM134 196V195H133ZM153 196V195H152ZM173 196V195H172ZM178 196H180V195H178ZM188 196H190V195H188ZM200 196V195H199ZM223 196V198L224 199H226L225 198V196L224 195H222ZM26 197V198H27ZM36 197V196H35ZM40 197H41V195H40ZM105 197H106V195H105ZM118 197V196H117ZM141 197H143V196H141ZM186 197V199L188 200V201H186L185 200V202H183V203H181L182 204V206L180 207L181 209H180V218L181 219H183L185 216H186V206H190V205H187L188 203H189V198H187V196H185ZM12 198V197H11ZM21 198H23L22 196H21ZM69 198V197H68ZM134 198V197H133ZM140 198V197H139ZM147 198V197H146ZM152 198V197H151ZM179 198V197H178ZM183 198H184V196H183ZM196 198V197H195ZM195 198H193V199H195ZM211 198V197H210ZM209 198V199H210ZM20 199V198H19ZM42 199H43V197H42ZM116 198H114V199H112L113 200V202H114V200H115ZM170 199H171V197H170ZM176 199V198H175ZM185 199V198H184ZM197 199H200V198H197ZM209 199H207L206 201L204 200V202H205V206L204 207H206V210H207V212H210V214L209 215H211V217L213 216L212 214L213 213H215L216 212V210H217V206H219L218 205V201L216 202V203H214L216 200H215V198L213 199L214 201H212V200H209ZM212 199V198H211ZM263 199V200H262ZM9 202H11L9 199H7ZM12 200H13V198H12ZM18 200V199H17ZM25 200V199H24ZM33 200H36V199H34L33 198ZM62 200H63V198H62ZM78 200V199H77ZM109 200H111V199H109ZM141 200V199H140ZM139 200V202H141ZM168 200V199H167ZM183 200V199H182ZM182 200H181V202H182ZM0 201H3V200H0ZM5 201V200H4ZM19 201V200H18ZM37 201V200H36ZM41 201V200H40ZM47 201V200H46ZM138 201V200H137ZM150 201H152V200H150ZM150 201H149V203H150ZM160 201V200H159ZM170 202H171V200H169ZM250 201H252V202H250ZM7 202V201H6ZM44 202V201H43ZM51 202V201H50ZM117 202V201H116ZM145 202H146V200H145ZM169 202V203H170ZM176 202H177V200H176ZM179 202V201H178ZM191 202V201H190ZM193 202H194V200H193ZM198 202V201H197ZM202 202V201H201ZM203 202V203H204ZM228 202H229V200H228ZM2 203V202H1ZM11 203H14V202H11ZM16 203H18V202H16ZM16 203H15V205H16ZM77 203V202H76ZM86 203V202H85ZM164 203V202H163ZM40 204V203H39ZM38 204V205H39ZM44 204V203H43ZM79 204V203H78ZM88 204H91V203H88ZM116 204V203H115ZM138 204V203H137ZM140 204V203H139ZM171 204V203H170ZM170 204H168L167 203V206H169ZM198 204V203H197ZM202 204V203H201ZM6 205V204H5ZM54 205H55V203H54ZM53 205V208L55 207ZM61 205H64V203L63 204H61ZM94 206H95V204H93ZM145 205V204H144ZM150 205V204H149ZM148 205V206H149ZM4 206V205H3ZM2 206V207H3ZM9 206V205H8ZM23 206V205H22ZM39 206H41V205H39ZM44 206H46V205H44ZM93 206V207H94ZM120 206V205H119ZM122 206H124V203H123V205ZM132 206V205H131ZM142 206V205H141ZM152 206V205H151ZM164 206L166 207V205L164 204ZM163 206V207H164ZM193 206V205H192ZM199 206H201V205H199ZM221 206V205H220ZM219 206V207H220ZM17 207V206H16ZM26 207H27V205H26ZM31 207V206H30ZM29 207V208H30ZM42 207H43V205H42ZM41 207V208H42ZM89 207V206H88ZM116 207V206H115ZM134 207V206H133ZM133 207H132V209H133ZM145 207V206H144ZM171 207V206H170ZM238 207H240V206H238ZM9 208H11V206L9 207ZM20 208V207H19ZM29 208H23L24 210L23 211H25V210H28ZM51 208V207H50ZM113 208V207H112ZM131 208V207H130ZM143 208V207H142ZM142 208H141V211H145V210H142ZM159 208V207H158ZM168 207H166V209H167ZM178 208V207H177ZM191 208V207H190ZM223 208V207H222ZM1 209V208H0ZM13 209V208H12ZM20 209H22V207L20 208ZM44 209H45V207H44ZM47 209V208H46ZM93 209V208H92ZM111 209V208H110ZM120 209H122V207L120 208ZM123 209H125L124 207H123ZM148 209V208H147ZM155 209H157V208H154V211H156ZM173 209V208H172ZM176 209V208H175ZM187 209H188V207H187ZM228 209V210H229ZM15 210V209H14ZM18 210V209H17ZM75 210V209H74ZM113 210V209H112ZM118 210L119 209H117V212H118ZM126 210V209H125ZM159 210H161V209H159ZM164 210V209H163ZM168 210H170V208L169 209H167V211ZM177 210V209H176ZM178 210H179V208H178ZM199 210V209H198ZM209 210V211H208ZM220 210V209H219ZM1 211H3V210H1ZM23 211H19V212H23ZM46 211V210H45ZM94 211V210H93ZM103 211V210H102ZM114 211V210H113ZM141 211H139L140 213H141ZM240 211V210H239ZM243 211V212H244ZM4 212V211H3ZM71 212H72V210H71ZM70 212V213H71ZM76 212V211H75ZM78 212V211H77ZM112 212V211H111ZM117 212H115L116 214H117ZM119 212H122V213H124V211H119ZM118 212V213H119ZM149 212V211H148ZM151 212V211H150ZM161 212V211H160ZM159 212V213H160ZM164 211H162L161 213H163ZM169 212V211H168ZM167 212V213H168ZM175 212V211H174ZM178 212V211H177ZM218 212V211H217ZM222 212V211H221ZM226 212V211H225ZM79 213V212H78ZM95 213V212H94ZM103 213V212H102ZM113 213V212H112ZM129 214H130V211L128 212ZM140 213L138 214V215H140ZM143 213V212H142ZM165 213V212H164ZM167 213H165V214H167ZM173 213V212H172ZM234 213V212H233ZM237 213V212H236ZM5 214V213H4ZM21 213H19V215H20ZM41 213H40V208H37V207H33V208H31V209H29L28 210V213L27 214H22V216L20 215V218H19V216H17V217H15V218H19L18 219V225H19V227H20V230L19 231H16V232H19V234H17L16 235V238L14 237L13 238V236H11L12 234H10V233H4L5 231L7 232V230H6V228H7V223L6 222H0V264H4V256H3V253H2V245L3 244H5V243H8L9 241H14L13 239H16V242L19 244H21L22 246H23V248L25 249V248H27L28 250H29V253H31V251L33 250V251H36L37 252V250H36V241L38 240V237H36V235L39 233L38 232V229H39V227L41 226V222L43 221V219H42V216L40 215ZM79 214H81V213H79ZM105 214V213H104ZM126 215H127V212L125 213ZM124 214V215H125ZM129 214L127 215L128 217H129ZM145 214V213H144ZM156 214V213H155ZM155 214H154V216H155ZM227 214V213H226ZM156 215H158V214H156ZM163 215V214H162ZM162 215H160V216H162ZM234 215V214H233ZM238 215H239V213H238ZM58 216V215H57ZM91 216V215H90ZM95 216V215H94ZM142 216V215H141ZM167 216H168V214H167ZM205 216V215H204ZM215 216H217V215H215ZM215 216H213L212 218H213V220H214V217ZM235 216V215H234ZM45 217V216H44ZM47 217H49V214H47ZM75 217V216H74ZM78 217V216H77ZM81 217V216H80ZM83 217V216H82ZM86 217V216H85ZM106 217V216H105ZM113 217V216H112ZM114 217H116L115 216V214H114ZM119 217H120V215H119ZM119 217L116 219V221H118L119 220ZM133 217V216H132ZM146 217V216H145ZM7 218V217H6ZM50 218V217H49ZM57 218V217H56ZM71 218V217H70ZM91 218V217H90ZM97 218V217H96ZM130 218V217H129ZM147 218V217H146ZM153 218V217H152ZM199 218V217H198ZM41 219H42V221H41ZM52 219H53V217H52ZM72 219V218H71ZM76 219V218H75ZM78 219V218H77ZM115 218H113L112 220H114ZM123 219V218H122ZM124 219H125V217H124ZM216 220H217V218H215ZM229 219V218H228ZM48 220V219H47ZM46 220V221H47ZM58 220H59V218H58ZM84 220V219H83ZM97 220V219H96ZM105 220V219H104ZM109 220H111V217H110V219ZM132 220V219H131ZM149 220V219H148ZM156 220V219H155ZM191 220V219H190ZM199 220V219H198ZM210 220V219H209ZM44 221H45V219H44ZM44 221H43V223H44ZM49 221L50 220H48V223H49ZM56 221V220H55ZM106 221H107V219H106ZM106 221H104V222H106ZM125 221V220H124ZM157 221V220H156ZM159 221V220H158ZM179 221H181L180 219H179ZM207 221V220H206ZM11 222H13V221H11ZM71 222V221H70ZM83 222V221H82ZM119 222L120 221H118V225L120 226V224H119ZM149 222H150V220H149ZM152 222V221H151ZM194 222V221H193ZM197 222V221H196ZM196 222H194V223H196ZM205 222V221H204ZM212 222V221H211ZM216 222V221H215ZM46 223V222H45ZM50 223H51V221H50ZM49 223V224H50ZM53 223V222H52ZM57 223V222H56ZM55 223V225H57ZM90 223H92V222H90ZM112 223V222H111ZM114 223V222H113ZM116 223V222H115ZM127 223V222H126ZM130 223V222H129ZM157 223V222H156ZM171 223H172V221H171ZM181 223V222H180ZM198 224H199V222H197ZM213 223H214V221H213ZM229 223V222H228ZM15 224V223H14ZM68 224V223H67ZM71 224V223H70ZM78 224V223H77ZM108 224H110V222L108 223L107 222V227H108V230L110 231V225L108 226ZM122 224V223H121ZM166 224V223H165ZM168 224V223H167ZM166 224V225H167ZM176 224V223H175ZM211 224V223H210ZM217 224V223H216ZM13 225V224H12ZM54 225V224H53ZM69 225V224H68ZM76 225V224H75ZM85 225H87V224H85ZM90 225H92V224H90ZM106 224H104L102 227H105L104 229H107V227L105 226ZM123 225H125V223L124 224H122V226ZM162 225V224H161ZM160 225V226H161ZM169 225V224H168ZM172 225V224H171ZM174 225V224H173ZM177 225H178V222H177ZM219 225V224H218ZM46 226V225H45ZM50 226V228H52V226L51 225H49ZM93 226V225H92ZM122 226H120V227H122ZM165 226V225H164ZM184 226V229H185V234H184V236H187L188 237V235H189V233L191 232L190 231V226H191V222L189 221V219H187V221H186V223L183 225ZM196 226V225H195ZM194 226V227H195ZM213 226H215V225H213ZM230 226H232V225H230ZM56 227V226H55ZM71 227H73V226H71ZM85 228H86V226H84ZM111 227H113V229H115V230H117L119 227L118 226H116V224H115V226H111ZM118 227V228H117ZM128 227V226H127ZM126 227V228H127ZM163 227V226H162ZM169 227V226H168ZM176 227V226H175ZM43 228V227H42ZM57 228V227H56ZM62 228V227H61ZM68 228V227H67ZM70 228V227H69ZM82 228V227H81ZM92 228V227H91ZM94 228V227H93ZM92 228V229H93ZM117 228V229H116ZM124 228V227H123ZM125 228V229H126ZM131 228V227H130ZM212 228H214V227H212ZM231 228V230H234V228H235V226H232V227H230ZM14 229H16L15 228V226H14ZM13 229V230H14ZM53 229H55V228H53ZM71 229V228H70ZM99 229V228H98ZM103 229V228H102ZM103 229V230H104ZM119 229H121V228H119ZM137 229H138V227H137ZM171 229H172V227H171ZM175 229V228H174ZM173 229V230H174ZM183 229V230H184ZM192 229H193V227H192ZM203 229H205V228H203ZM257 229V230H256ZM13 230H11L10 232L12 233V231ZM48 230V229H47ZM57 230V229H56ZM55 230V231H56ZM79 230H81V229H79ZM89 230V229H88ZM114 230V231H115ZM124 230V229H123ZM196 230V229H195ZM194 230V231H195ZM214 231H216L215 229H213ZM14 231V232H15ZM40 231V230H39ZM58 231V230H57ZM87 231V230H86ZM86 231H85V233H86ZM101 231V230H100ZM119 231V230H118ZM118 231H116L115 233H117ZM120 231H122V230H120ZM119 231V232H120ZM176 231H180V229L179 230H175V232ZM261 231H264L263 229L261 230ZM260 231V232H261ZM9 232V231H8ZM49 232H51V231H49ZM72 232V231H71ZM78 232V231H77ZM103 232V231H102ZM108 232V231H107ZM118 232V233H119ZM128 232H130L129 230H128ZM197 232V231H196ZM202 232V231H201ZM217 232V231H216ZM42 233V232H41ZM53 233V232H52ZM76 233V232H75ZM91 233V232H90ZM109 233H111V231L109 232ZM126 233V232H125ZM160 233H162V235H163V232H160ZM173 233H174V231H173ZM257 233V234H256ZM10 234V235H9ZM73 235H74V233H72ZM77 234V233H76ZM129 234V233H128ZM128 234H127V236H128ZM192 234V233H191ZM19 235V236H18ZM58 235V234H57ZM83 235V234H82ZM93 235V234H92ZM103 235V234H102ZM105 235V234H104ZM126 235V234H125ZM132 235V234H131ZM165 235V234H164ZM170 235V234H169ZM175 235V234H174ZM173 235V236H174ZM18 236V237H17ZM41 236H42V234H41ZM86 236V235H85ZM122 236H124V235H122ZM122 236H120L121 238H122ZM142 235H140V237H141ZM172 236V237H173ZM190 236V235H189ZM263 236V235H262ZM73 237H76L75 235L73 236ZM83 237V236H82ZM88 237V236H87ZM92 237H95V236H92ZM91 237V238H92ZM112 237V236H111ZM124 237H126V236H124ZM132 237V236H131ZM130 237V238H131ZM143 237V236H142ZM176 237V236H175ZM218 237V236H217ZM48 238V237H47ZM79 238H81L80 236H79ZM79 238H78V240H79ZM84 238V237H83ZM121 238L119 239L120 241H122L121 240ZM161 238V237H160ZM216 238V237H215ZM260 238V237H259ZM52 239V238H51ZM82 239V238H81ZM94 239V238H93ZM127 239V238H126ZM132 239V238H131ZM134 239V238H133ZM143 240H144V238H142ZM155 239V238H154ZM166 239V238H165ZM172 239V238H171ZM171 239H170V241H171ZM175 239V238H174ZM45 240H47V239H45ZM76 240V239H75ZM75 240H74V243H75ZM109 240V239H108ZM156 240V239H155ZM161 240V239H160ZM215 240V239H214ZM264 240V239H263ZM49 241V240H48ZM47 241V242H48ZM57 241H58V239H57ZM64 241V240H63ZM72 241V240H71ZM88 241V240H87ZM92 241V240H91ZM103 241V240H102ZM154 241V240H153ZM164 241V240H163ZM167 241V240H166ZM169 241V242H170ZM173 241V240H172ZM158 242V241H157ZM157 242H155V244H156V246L154 245V248L156 247L157 249H154V250H157L158 251V254L159 255H161V260L160 259H157L155 256H150L151 257V259L150 260H148L145 264H156L157 262H159L160 263V261H162L161 263L162 264H186L185 262H174L173 261V259H172V255L171 254H173V253H167L163 248H162V245H161V243L159 242V243H157ZM260 242V243H259ZM40 243V242H39ZM49 243V242H48ZM62 243V242H61ZM72 243H73V241H72ZM79 243V242H78ZM93 243V242H92ZM110 243V242H109ZM134 243H135V241H134ZM150 243V242H149ZM43 245H44V243H42ZM42 244H41V246H42ZM50 245H51V243H49ZM64 244V243H63ZM111 244V243H110ZM127 244V243H126ZM132 244V243H131ZM145 244V243H144ZM150 244H152V243H150ZM6 245V244H5ZM9 245V244H8ZM14 245V244H13ZM12 245V246H13ZM73 245V244H72ZM79 245V244H78ZM82 245V244H81ZM103 245V244H102ZM128 245H130V244H128ZM17 246V245H16ZM47 246V245H46ZM111 246V245H110ZM264 246V245H263ZM48 247V246H47ZM68 247V246H67ZM103 247V246H102ZM134 247V246H133ZM150 247H151V245H150ZM2 248V249H1ZM21 248V247H20ZM42 248V247H41ZM52 248H54L53 246H52ZM101 248V247H100ZM139 248V247H138ZM142 248H144L143 246H142ZM4 249H5V247H4ZM26 249V250H27ZM30 249H32V250H30ZM43 249V248H42ZM67 249V248H66ZM108 249H109V245H108ZM135 249H137V248H135ZM134 248H133V250H135ZM166 249V248H165ZM64 250V249H63ZM83 250V249H82ZM129 250V249H128ZM131 250V249H130ZM146 250V249H145ZM148 250V249H147ZM32 251V252H33ZM44 251V250H43ZM102 251H105V250H102ZM108 251V250H107ZM152 251H153V248H152ZM172 250H170V252H171ZM4 252H6V251H4ZM27 252V254H28V251H26ZM36 252L35 253H32V255L34 254V255H36ZM45 252V251H44ZM127 252V251H126ZM136 252H137V250H136ZM135 252V253H136ZM140 252V251H139ZM146 252V251H145ZM154 252V251H153ZM174 252V251H173ZM176 252V251H175ZM179 252V251H178ZM51 253V252H50ZM92 253V252H91ZM142 253H144V252H142ZM152 253V252H151ZM224 253L227 255V253H229L230 255H228V256H225L224 255ZM67 254H68V252H67ZM93 254V253H92ZM146 254V253H145ZM177 254V253H176ZM18 255V254H17ZM38 255V254H37ZM36 255V256H37ZM69 255V254H68ZM85 255V254H84ZM89 255V254H88ZM91 255V254H90ZM103 255V254H102ZM31 258H32V256L31 255H29ZM42 256V255H41ZM83 256V255H82ZM100 256V255H99ZM104 256H105V254H104ZM103 256V257H104ZM132 256V255H131ZM175 256V255H174ZM181 256H183V252L182 253H180V257ZM211 256V255H210ZM26 257H27V255H26ZM85 257V256H84ZM89 257V256H88ZM92 257V256H91ZM108 257V256H107ZM106 257V258H107ZM37 258V257H36ZM39 258V257H38ZM48 258V257H47ZM46 258V259H47ZM81 258V257H80ZM87 258V257H86ZM159 258V257H158ZM19 259H21V258H19ZM33 259V258H32ZM40 259V258H39ZM51 259V258H50ZM92 259H93V257H92ZM128 259H129V257H128ZM132 259V258H131ZM27 260H28V258H27ZM31 260V259H30ZM38 260V259H37ZM45 260V259H44ZM104 260H106L105 258H104ZM108 260V259H107ZM110 260V259H109ZM21 261V260H20ZM26 261V260H25ZM35 261V260H34ZM43 261V260H42ZM47 261V260H46ZM100 261V260H99ZM1 262H3V263H1ZM28 262V261H27ZM41 262V261H40ZM79 262H81V261H79ZM88 262V261H87ZM110 262V261H109ZM111 262H112V260H111ZM111 262L109 263V264H111ZM9 263V262H8ZM19 263H21V262H19ZM18 263V264H19ZM32 263L33 264H35L34 262H33V260H32ZM49 263H51V262H49ZM48 263V264H49ZM68 263V262H67ZM70 263H71V261H70ZM86 263V262H85ZM194 263L195 264H209L208 262H206L204 259H203V255H198L195 259H194ZM225 263H227V261L225 262ZM29 264V263H28ZM39 264V263H38ZM72 264V263H71ZM87 264V263H86Z\"/></svg>","mask_w":264,"mask_h":264},{"label":"clouds","instance_id":"obj_3","mask_svg":"<svg viewBox=\"0 0 264 264\" xmlns=\"http://www.w3.org/2000/svg\"><path fill=\"white\" fill-rule=\"evenodd\" d=\"M85 13L90 17L98 16L101 20L106 19L111 15L115 9L110 3L97 5L96 3H89L85 6Z\"/></svg>","mask_w":264,"mask_h":264},{"label":"built area","instance_id":"obj_4","mask_svg":"<svg viewBox=\"0 0 264 264\" xmlns=\"http://www.w3.org/2000/svg\"><path fill=\"white\" fill-rule=\"evenodd\" d=\"M264 0H249V5L252 8V11L254 13H257L258 9H257V4L260 3L263 5Z\"/></svg>","mask_w":264,"mask_h":264},{"label":"trees","instance_id":"obj_5","mask_svg":"<svg viewBox=\"0 0 264 264\" xmlns=\"http://www.w3.org/2000/svg\"><path fill=\"white\" fill-rule=\"evenodd\" d=\"M257 9H258L259 11L262 10V9H263L262 4L258 3V4H257Z\"/></svg>","mask_w":264,"mask_h":264}]
</instances>
